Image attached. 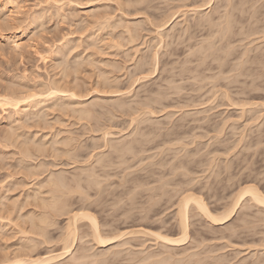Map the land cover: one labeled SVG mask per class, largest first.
Here are the masks:
<instances>
[{
  "label": "rangeland",
  "instance_id": "obj_1",
  "mask_svg": "<svg viewBox=\"0 0 264 264\" xmlns=\"http://www.w3.org/2000/svg\"><path fill=\"white\" fill-rule=\"evenodd\" d=\"M76 1L77 0H74V1L73 0L72 1L71 0H56L57 3H55V5L56 6L58 5L56 7V6H54L55 1L52 2L51 0H0V34H5L6 37L13 35V34H17L19 37L18 39L20 41H22L21 43L23 44V47H22L23 49L21 48V51L19 50V52H18V51L13 50V52H12V49L9 47L10 45L7 43L8 39H0V44L2 45V46L0 45V49H3V50H0V93L1 94L3 93V91H6L7 87H5V86L11 85L14 80H17V82L16 81H14V82H16L17 84L20 83L21 86L23 84L22 87L24 89H27V91H32L33 88H36V89L38 88L37 85H41L39 87L42 88L43 84L45 85L46 82L48 84L49 83L48 78H52L53 76L58 77L59 73H57L56 75L54 74L57 69L54 70L52 62L56 61L55 62V64H56L57 62L61 61V59H63L62 58L63 54L58 52L57 47L62 42H64L65 40H68L70 42L74 41L73 43L71 42L72 43L71 45H74L76 43V41L79 42V43L77 42L78 44H76L77 48L75 47L76 52L74 49V52L72 51V54H71V52H70V54H68L69 55L68 58H69V60H71L69 65H71L72 62L75 61L74 58H76V59L78 58L77 60H82L84 58V61H85V57L88 54V51L90 52V49H92V48H93L92 50L97 49V48H94L95 45L92 44L93 40H95V41L97 40L96 43L101 45V46L104 45V46H102V48H104V49H101V50H104V52L103 53L101 52L102 55L99 53L100 57L96 56L97 52H100V49H99V51L97 50V52L95 50L96 54L94 53V55H95L94 57H96L97 60L99 59V61L96 60L97 63L96 62L91 63V62H88V60H86L85 65L83 64V62H84L83 61L82 64L85 67L82 66V67H80V70H79V72H80L79 75L81 73L82 74L80 75L81 77L79 75L78 76L80 77L81 80L83 79V81H85L84 83H86L85 84L86 86L83 85V86H85L84 87L85 90L80 88L81 90L79 91L80 93L82 92L81 94L79 93L80 95H82L81 100L84 99V101L86 103L90 102V104H91V102L92 103L95 102L94 99L96 97V99L98 98L97 101L101 100L102 104L104 106V107L101 106L102 104H100L101 103L100 101L97 102V105L99 106V108L97 105L95 106L96 102H95V104H93V106L95 108H92L89 106V108L92 111H90L89 108H88V110L90 113H93V114H91L90 116H87V121H84V120H86V118L85 119L82 118L83 120L78 119L79 116L76 113L77 111L76 112L73 111L74 113H72V110H71L72 114L71 113L68 114V108H67L66 112L64 111L66 109H55L56 111L50 110L51 112L47 111L48 115H47V113H46V115H47V117L49 116L47 118L46 115L45 116L43 115L46 110L41 111L43 114L41 112L38 113L39 111H36L37 113L36 112L33 113V114H35V116H33L32 113L30 114L28 112H25V113L22 112V114L20 113L19 115H15V114H12L13 108L8 107L9 105H6L4 107L3 106L0 107V154L2 155V157H3V155H6V157L5 156L3 157L4 161L3 162L0 161V163L2 162L0 164V195H1L0 198L3 201L1 199L0 200L2 202L6 203V204L4 203L6 205V208H5L4 206L1 207L2 202H0V208H1L0 209V225H2V227L0 226V233H1L0 234V243L3 246L9 247V251H10L15 247V244L18 242V240H21L18 238V236L19 237L23 236V234L21 233L20 230L21 229L23 230V228H21V227H23L22 224H25V223H22L23 221L17 220V219L20 218V214L26 213L29 209H31V210L33 208L38 209L39 208L38 206L40 205L39 199H36L37 200V202L35 201L36 203L34 202L35 199L30 200L29 197H27V199H26V200H28V198H29V201H26L24 199V198H26L25 196L27 195L26 190L28 188L29 189L31 188V186H30L31 183L34 184L37 179H41L42 177H45V174L48 172L47 170H49L50 167H54L51 164H50L51 166L50 165L47 166V164H49L50 162L54 165L58 164L57 165L58 167H54V169L51 168L53 171L54 170H57V171L58 170H64L63 172L65 173V170H66L67 176L70 178V176H69L70 174L71 175L72 174L74 175L75 173L77 174L80 170H84V169L87 170V168L92 166V162L94 160L97 161L96 156L103 159V160H101L102 163H104L103 161H105L104 165L105 164L106 165L104 168L102 167L103 172L100 170L101 166H102V163H100L101 161L99 162L100 163L99 166H97L96 164L93 165V166L96 165L97 168H96V166L95 167L92 166V169L95 168V170H93V174L95 173L94 171H96V173L98 174L97 177L101 178V180L100 179L99 180H100V185L101 184L102 185L100 186L98 184V186H100V187L103 186L102 189L104 188V190L105 189L106 190L104 191L99 187L100 191H102L101 194H98V192L100 193V191L97 192L95 189L96 187H94L95 191H93V192H91L92 191L91 189H90L91 191L87 190V194L89 193L88 195H92L94 197L92 199L94 201V203H90L91 205L88 202H89V200H91L90 197H92V196H90V197L87 196L88 197L87 199H89L88 202H86V201L83 202L85 199L80 200L79 195H78L79 193L74 192V193H72L71 199H72V207L73 208L75 207V209H77L78 207H83L84 209L87 208V210H88L90 207L91 209H89L90 211L89 210L88 211L92 212V214H95L96 218H99L98 222L99 221L101 222V223L99 222L100 223V230L103 229L105 231L104 232L102 230L103 231L102 234L110 232V233H108L110 236H112V233H111L112 230L114 231L113 233L115 235L117 230L120 231V230H123V228L124 229H126V228L130 229L131 228V227H129V225H127V227H126V224H121V222L126 223L125 220L126 221L129 220V222H127V224H131L132 222H134V223L142 222L141 224H144L145 227H147L150 230H154V231H157L159 229V232H160V228H161V230L163 232H165L167 235L168 234H170L171 236H178V234L180 235V231L178 230V227H176L177 222H175V220H174V219H176V218H174L175 217L174 214L176 213V209H174V208H176V203H177L178 199L180 198L179 195L180 194L182 195V192H183L177 188L179 186H180L179 188L184 187L183 189H181V190H184L186 187L187 188L190 187V185H188V184H191L192 186L188 189L186 188V190L190 189L189 191H191V188L193 187L192 188L193 192L196 191L195 193L199 192L198 193L199 195L202 194L201 196H203L204 202L207 204V206H209L208 208L214 214L220 213V211L222 212V210L224 211V210L228 209L230 207V205L232 204V201L235 199V197H236L235 195H236L238 189L241 186H243L244 184H246L247 182L248 183L252 182V184H255L257 186V188L260 190V192L264 195V37H263L264 36V28H263L264 27V25H263V22H264V18H263L264 17V15H263V13H264V9H263L264 8V0H257V1L256 0H251V1L250 0H226L225 2L222 0H220V1L219 0H209V1H207V0H205V1H203V0L202 1L186 0L185 2L190 4V5L188 4L189 7L182 8L180 10H179V7L178 8L176 7V9H178L179 11L173 9V10H175V12H171V13H176V14H172V15H170L171 13L169 12L172 9H170L169 6H171L170 3H173V0H172V2H171V0H169L170 2L165 0L166 3H165V1L163 2V0H152V1L147 0V3L149 4L147 6H151V7L150 8L146 7V8H148V11L150 13L147 10H145V11H147V13H144L145 11L143 9L139 10L141 13L139 11H138L139 13H135V11L134 12L133 11H127L125 8H123L124 10H126V11H124L123 9H120L118 5H117L118 7L116 6V2H115L116 0H114V1L113 0H106V2L105 1L101 2L102 0H93L94 3L91 2V4L98 5V3H99L100 4L99 10L100 11L105 10V12L108 11L107 12L108 14L111 12L112 9H114V8L116 9V7L118 8L116 10L114 9L115 11L112 10L113 14H109V17L112 20L116 19L115 21H117L118 20L117 17L119 18V16L122 17V15L126 14L127 16L125 15L123 17H125L126 20H130L131 23H132V20L136 21V18L139 19L140 22H142L143 25L141 24V26H143L145 32L142 31V27L140 26V24L136 25V26L140 27V28H138V30L140 29V32H139L140 34H138V36L140 35L139 36L140 39L138 40V36H136V38L133 39L132 43H129L130 41L129 42H123V41H126V39L128 38L126 36H125L126 39H124L123 41H120L122 36H121V38H120V36L117 37V35L115 37L112 36L113 33H115V30H116V32L118 31V28L114 29V32L112 31V33H110V32H108L109 28L108 29H102V26H100L101 27V29H100L99 25H97L96 23L94 25L98 26L97 27L98 29L96 27L91 26L92 24L89 26L92 17L91 18L89 17L90 20L88 21L86 19L87 20L86 21L85 17L83 15L84 14L89 15V13L92 12L91 9L89 8V7H91L90 2L86 3V2H84L85 0H78L77 2ZM79 1L80 2L82 1V3H80ZM174 1L177 2V0H174ZM206 1L211 6L208 3L205 4ZM252 1H253V4H252ZM113 2H115V3L112 4ZM167 2L169 3V5ZM178 2H179V0H178ZM178 2H177V4H178ZM180 2H181V0H180ZM61 3H64V4H68V3L70 4L71 3L72 6L70 5V7H64L62 9H60L59 12H57V10L59 9L58 7ZM74 3H75V5L73 6ZM164 3H165V5H164ZM224 3L226 6L224 5ZM226 3H228V6ZM254 3L256 5L261 3L260 5H262L263 7L258 5L257 6L259 9V11H258V9H257L256 5H254ZM81 4H83V5H81ZM173 4H172L173 6H171V8H175V6H176L175 2ZM201 4H203V5H201ZM251 4L254 5L255 7L253 6V8H252ZM112 5H113V8H112ZM232 5H234V7ZM109 6L111 7V9L109 8ZM191 6L192 7L195 6L196 11H197V9H199L200 12L199 13L197 12L198 14L195 13L196 15L192 12L188 13L189 16H188V18L187 17L186 18L189 20V24H190L189 25L188 22H186L188 20H186L184 22L183 15L178 13V12H181V10L183 11L184 9L187 10L188 8L191 9L190 8ZM229 6H230V8H229ZM72 7H74V8L72 9ZM238 8H240V10H238ZM75 9L77 10V12L79 14L77 12H75L76 11ZM78 9H80V12ZM86 9L88 10V12H86ZM200 9H202V10H200ZM214 9H216V10H214ZM251 9H254L255 13H254V10H251ZM65 10H66V12H65ZM120 10H121V12L124 11L123 12L124 14L123 13L121 14ZM73 11L75 13H77L78 15L76 14L77 15L76 16ZM262 11H263V13H262ZM131 12L135 13L134 17H133L134 14H131ZM166 12H167V14L170 13L169 14L170 17L167 14H165ZM259 12H260V14H259ZM69 13L73 14V15H70ZM191 13H192V15L190 16ZM117 14H119V15L117 16ZM146 14L149 15V17ZM199 14L202 15L204 19ZM220 14H221L222 18L220 16ZM90 15H91V13H90ZM115 15H116V18H115ZM130 15H131V17H130ZM173 15H175V16H173ZM197 15L199 17H197ZM226 15L229 16L230 20L229 19L228 20L230 21V24H231L230 31L228 30L229 32H227V31L224 32L225 30H218V29H220V28H218V27H220V24H219L220 22L222 23V26L224 25L225 22L223 23L222 20L224 19V21H225V17L227 18ZM34 16H36V17H34ZM41 16H43V17L41 18ZM75 16L76 17L81 16V18L83 17V19H84V21H86V23L83 22L84 24L81 25L80 23H82V21H79L81 18L78 19L79 17L75 18ZM113 16H114V18H113ZM164 16H165V21H164ZM166 16H168V17L166 18ZM239 16H240V18H239ZM250 16H252V17H250ZM144 17H146L147 19L149 18L148 21L146 19V22H144L145 21ZM34 18H36L37 20L40 19L42 21V23L40 20L35 21L36 19H34ZM142 18L144 19V21L142 20ZM200 18L202 19V21L205 20V22H202L203 24H201V20H199L200 23L197 22L198 21L197 19H200ZM213 18L216 21H214ZM155 19H156V21H155ZM32 20H34V21H32ZM192 20H193V23H192ZM258 20H259V22H258ZM74 21H76L77 23ZM149 21H151V22H149ZM166 21L167 22L169 21V22L167 23ZM87 22H89V23H87ZM148 22L151 24H149ZM154 22H155V24H154ZM156 22H158V23L156 24ZM179 22H180V24H179ZM252 22H254V23H252ZM4 23H6L7 25H5ZM145 23H146V25H144ZM41 24H43V25H41ZM76 24H78V29H79V30H77V31H79L78 33H77V31L74 32V30L77 29ZM147 24H148V26H147ZM160 24H162L161 28H160V26H157V28H159V29H157L156 25H160ZM252 25H254V27ZM261 25H263V26H261ZM74 27H76V28L74 29ZM89 27H91L92 31L90 30ZM145 28H148L149 30H147V29L145 30ZM72 29H73V32H72ZM94 29H95V31H94ZM96 29L99 31H97ZM151 29L154 30V32L150 31ZM215 29H217V30H215ZM247 29H248V31H247ZM251 29L254 31H251ZM100 30L102 31V33ZM159 30L163 31L162 33L164 34V36L161 39L162 42H159L160 46H159V43L156 42L160 38V35L158 34ZM147 31L149 33L151 32L150 36H149V33H147ZM92 32H93V34H92ZM213 32H215V34ZM79 33H81V35ZM94 33H95V35H94ZM146 33H147V35H146ZM87 34H89V35H87ZM96 34H97V37H96ZM204 34H205V37H204ZM206 34L210 38H212L211 42H213V46H214V48L212 47V49H215V50L211 49V50H209V52H206L207 56H205V54L203 55V53H205V52L201 53L200 51H198L199 53L198 52H197V54L194 53V52H196L197 48L200 46L199 45V43H201L200 40L202 41V39H204L206 37H207V40H211V39H208L209 37L206 36ZM209 34H211V35H209ZM78 35L80 36V38ZM92 35L94 37H96L93 40L91 39V38H93ZM141 35L143 37H145V36H147V37L143 38ZM157 35H159V38H157L158 37ZM148 36H149V38H148ZM66 37H67V39H66ZM83 37H86V38H83ZM125 37H123V38H125ZM155 37H156V39H155ZM164 37H166V39ZM202 37H204V38H202ZM82 38H83V40H82ZM151 38L153 39V41ZM142 39H144V40H142ZM148 39H149V41H148ZM154 39H155L156 43L154 42ZM100 40H101V42L99 43ZM117 41L119 42V45L113 46L114 42H117ZM88 42L90 43V46L92 48H90L88 46V44H89ZM141 42H144V43H141ZM150 42H151V44H150ZM203 42H204V40H203ZM203 42H202V44H203ZM109 43H110V45H109ZM121 43H123L124 45ZM161 43H162V45H161ZM164 43H165V45H164ZM153 44L156 46V49H155ZM80 45L82 47H80ZM196 45H198V47ZM87 46L90 49H88ZM191 46L192 47L195 46L196 48L195 47L192 48ZM223 46H225L226 49L222 50L221 48H223ZM95 47H97V46H95ZM157 47L160 48L158 50V52H157V49H158ZM117 48L120 50V52ZM134 48H135V50L136 49L137 50L136 51L133 50ZM194 48L196 50H194ZM216 48H218V49H216ZM85 49H87V53H86ZM9 50H11V51H9ZM49 50H50V52H49ZM52 50H53V52H52ZM79 50H80V53H79ZM106 50H107L108 54L106 53ZM117 50H118V52H117ZM190 50H191V52H190ZM192 50H193V52H192ZM246 50H247V52H246ZM153 51H154V53L157 52V54H158L157 56L155 54V57H157L156 59L158 60L157 61L155 59L156 62H153V61H155V60H153V56H154ZM241 51H242V53H241ZM211 52H213V53H211ZM50 53H52V54L54 53V56L52 57V54H50ZM75 53L79 54V56L82 55V58L80 57L81 59H79V56H77V57L73 56V54H75ZM124 53H126V54H124ZM49 54L51 56H49ZM198 54H199V56H198ZM242 54H244V55H242ZM260 54H262V55H260ZM40 55L41 56L44 55L42 57L43 59L40 57ZM60 55H62V57ZM200 55L203 57L200 58ZM247 55L249 56V58L247 57ZM257 55H259L260 57ZM118 56H120L122 58V60ZM149 56L152 57V60H153L152 63L149 62V61H151L150 60L151 58H149ZM243 56L245 58L247 57V59L250 61H248L247 59H243L244 58ZM251 56H253V57H251ZM261 56H262V58H261ZM88 57H90V56H88ZM106 57L110 61H113V63L116 61L115 63H117V65H120L121 68H124V69L126 68L125 69L126 71H125L124 69H121L120 66H115L116 68L118 67L117 68L118 71H117V69L114 67L115 68V70H114L115 75H117L118 78H120L119 79L120 83H122L121 81H123V80L126 81V82L123 81L122 86L119 83L120 86L117 87L118 92L122 91L121 93L110 92V91H109V93H107L106 88L105 89H106L107 94L102 93L104 90L103 88H102L103 89L102 91L98 90L99 91L98 93H97V91L94 90V88H95L94 84L96 83L95 78L97 80L98 78L96 76H98V74H99V72L97 73V71H99V68L108 66V65H106L108 61L104 60L105 62H103V59L107 60ZM239 57L241 60L239 59ZM116 58H118V59H116ZM259 58H261V60H263V62ZM141 60H143V61H141ZM243 60H244V62H243ZM110 61L108 63H110ZM136 61H138L137 62L138 64L136 63ZM240 61L243 62L245 67L243 66V64ZM141 62H142V64H141ZM144 62H146V63H144ZM103 63L105 64V66ZM139 63H140V65H139ZM145 64H147L146 65L147 67L145 66ZM153 64H154V67L156 66L155 68L153 67ZM262 64H263V66H262ZM51 65L53 68H51ZM125 65L129 68H127ZM142 65L146 67V70H149L150 72L152 70V73L149 72L150 73L149 74L145 70L144 74L145 73H146V75L149 74V75H147L148 76L147 79H146V76L144 74H141V75H144L143 77L146 80L143 78L142 80L136 79L134 81V79L136 78L135 76H137L138 74H136V72L134 74L133 71H137L138 70L137 67L139 68ZM151 65H152V68H150ZM219 65H220V69H222V71L219 70ZM240 65H242V67ZM145 67H143V68L145 69ZM81 68H83V70ZM84 68H86V69H84ZM127 69H129V70H127ZM50 70L51 71L54 70V72L53 71L51 72ZM240 70H242V71L244 70V71L241 72ZM81 71H83V72H81ZM127 71H129V72H127ZM245 71L247 73L249 71V74L245 73ZM124 73H126V74L123 75ZM130 73H131V76L129 75ZM243 73H244V75H243ZM132 74H134L135 76ZM212 75L216 76V77L213 78V77H211ZM94 76H95V78H94ZM127 76H129V78H127ZM140 76H138L137 78H139ZM43 78H47L48 81L46 79H43ZM68 78H70V77H68ZM12 79H14V80H12ZM86 79L90 80V81L86 82ZM127 79H129V80H127ZM41 80H43V81H41ZM250 80H252L251 81L252 83H250ZM129 81H130V83L132 81H134V83H132V87H130V86L127 87L130 84ZM8 82H11V84H9ZM14 82H13V84H15ZM33 82L34 83L36 82L37 85H35ZM91 82H93V83H91ZM169 82H171V83H169ZM5 83H7V85ZM81 83H83V82H81ZM126 84H127V86H126ZM93 86H94L93 89L90 88ZM88 87H89V89H88ZM122 87H125V89ZM126 87L131 88V90L127 89ZM3 88H5V90H3ZM36 89H34V90H36ZM38 89H40V88H38ZM91 89L93 92H91ZM96 89H98V86H96ZM100 90H101V88H100ZM83 92L86 95H84ZM115 93H117V94H115ZM225 94L227 95V99H226ZM119 95H121L120 98H119ZM93 97H94V99H93ZM99 98H101V99H99ZM115 98H117L118 100L117 99L115 100ZM103 99H105L106 101H104ZM231 99H233L234 101ZM228 100L229 101L231 100V102H233V103L235 102V103L233 104L230 102L231 103L230 104ZM108 101H111V102L109 103ZM116 101L118 103H120L119 108L117 105L118 103ZM112 102L114 103V105H112L113 104ZM105 103H107V105ZM123 104H125L126 106L124 107ZM113 106H115L114 109L116 108L117 111L120 110L121 106H122V111L120 110V111H118V113L117 112L114 113L113 111H116V110L111 109ZM107 107L110 109H107ZM126 107H129V108H126ZM38 108H40V107L36 106V108L34 107V110L35 109L38 110ZM69 108H71V107H69ZM130 108L133 112L129 111ZM125 109H127V110H125ZM11 110H12V112H11ZM39 110H41V108ZM99 110L101 112H99ZM106 110H107V112L105 113ZM108 110H110L109 113H111L112 117L111 116L109 117L110 114L108 113ZM123 110H125V111H123ZM96 111H98V113ZM126 111H129V112H126ZM95 112H96V115H94ZM144 112H145V114H144ZM58 113H59V115H58ZM62 113L64 114L63 116L60 115ZM65 113H67L68 115ZM129 113L132 114L131 115L132 117L130 116ZM23 114H25V117L28 116V119L25 118ZM52 114H54V116ZM106 114H108V115H106ZM57 115L60 116L61 118L58 119ZM65 115H66V117H65ZM72 115H73V117H72ZM97 115L99 117H97ZM143 115H145L146 117ZM30 116H33V117H30ZM40 116L46 117L47 119L45 118V121L48 119H50V120L52 119L51 121H54L55 118H57V120H59V121H57V120L56 121L60 122V124L59 123H57V124L62 125L63 127L67 126V124H68V126H69L68 128H70V129H68V134H69V132H72V134H74L73 137L74 138L77 137L76 139H73V142H74V140H76V142H74L76 147H73L74 151L75 152L78 151L77 145H79V146L81 145L80 150H79L80 152L78 151L76 154L73 151V149H71L73 151V153H75V154H73L71 152V150L69 151V154L74 155L75 158H73V156L71 157V155H68V157H66L67 154H65V156L62 154V155L56 156V158L61 156V157H65L66 159L61 158L60 160H59V158H57V159L55 158L56 160H54V158L52 156H47V158L44 156L42 158L43 155L42 156L38 155L39 157L37 158V155L34 154L27 159L29 161L28 163L35 164L36 162H39V160H40V162L43 161V163L46 164L43 166L44 167L46 166L45 168H47V170H46L47 172H45V174H44L43 172L45 171V168L42 167L44 171H42V169H41L40 172H42V173H40L38 175V177L34 176L35 179L34 178L32 179L33 176L32 177L28 176L29 177L28 178L26 176V174H25V176H26V178H25L24 170H26V169H23L21 166V168H22V170H21V168L18 167V165L20 166V164H17V161L14 160V159L18 158L17 157L18 153L16 154L17 151L13 152L17 149L15 147H14L15 149L13 147L11 148L10 145H6V143L2 137L3 136V129L4 130L6 129V126H7L6 123L7 124L8 123L19 124V123H17L16 120H19V122H21V126H23V125L25 126L27 123H30V122L33 123L39 119L41 122L38 120L40 122L38 129H36L37 128L36 126H38L39 122H36L37 125H36V123L35 124L33 123L34 126L28 124V125H30V127L28 126L25 128H27V129L30 128V129H28L29 131L27 134H30V136H31V134L32 135L36 134L35 138L36 137H38L39 139L42 138L41 141L46 142L47 140H49L50 136L53 135L52 133L54 131H55L54 133H56L60 127L57 124H55V125L53 124L56 121H54L53 123L52 122L50 123V120H48L49 122L43 123L44 127L48 123H50L54 126V128H52V132L50 131V129L47 130V128L49 126H51L48 124L49 126L47 125L46 126L47 128L45 127L47 131L43 130L44 127L41 124L43 118L41 119ZM76 116L78 118H76ZM135 116L138 119L136 118V120H135ZM147 116H148V118H147ZM34 117L35 118L37 117L38 119H35ZM69 117H72V118H69ZM90 117L94 118L96 121L100 118L99 119L100 121L98 120L96 123L102 122L104 124L98 123V125H97L95 123L94 119L91 118L94 121L89 119ZM95 117H97V119ZM140 117H141V119H140ZM144 117L147 119H145ZM30 118H34L35 120H32ZM66 118H67V120H65ZM21 119H22V121H24L26 119L24 122H26L27 120H28V122H26L22 125ZM60 119H62V120L64 119L66 122L68 121V123L63 122L64 120L60 121ZM74 119L76 122L74 121ZM77 119L79 121H82V122H77L78 121ZM70 121L72 122V124H73V122L78 123V124H76V126H75V124L72 125L70 123ZM108 125H109V127H107ZM31 126H33L34 130L31 129L32 128ZM41 126H42V128H40ZM71 126H74V128ZM82 126H83V128H82ZM55 127L57 128V130ZM73 129H75V130H73ZM81 129L83 132L81 131ZM69 130H71V131H69ZM33 131H35L36 133ZM39 131H41V132H39ZM1 132H2V134H1ZM46 133L48 134L49 137L47 136ZM27 134H26V136H27ZM80 134L82 136H80ZM69 135H71V133ZM94 137H97V139ZM45 138H46V141L45 140L43 141V139H45ZM38 141L41 142L40 140H38ZM48 142H51V140ZM125 142H127V143H125ZM120 143H121V145L129 144V143L132 144V145L130 144L132 147L130 145L129 146L123 145V147H126V148L131 147V149H132V151H131V149L129 150L130 152H127V153L125 152L124 155H122L124 150L120 151L121 152L120 155H122L123 158H120L121 156L118 157L119 152H117L118 154L116 153V151L121 149V148H119L121 146ZM49 144H47V145H49ZM72 144L70 145L71 147L75 146L74 144L73 145ZM133 146H134V148H133ZM101 153H102L103 157L100 155ZM48 157H52L53 159L48 158ZM76 158H77V160H76ZM46 159H48L49 161ZM67 159H71V160H67ZM53 160L56 162L53 163ZM63 161H64V163H63ZM46 162H48V163H46ZM72 162H73V164H72ZM74 162H76V163H74ZM67 163L68 164L70 163V164L68 165ZM179 163H181V164H179ZM59 165H61V166L65 165V166L61 167ZM88 165H89V167H88ZM176 165H178L179 168ZM80 166L84 169H82ZM171 166H174L173 170H174V168H176V169L178 168L179 170L182 169V171L181 170L178 171V169H177V171L173 172L171 170V168H172ZM169 168H170L171 172L170 171L167 172V170ZM69 169L74 170V171L72 172ZM89 169H91V168H89ZM88 170L86 171L87 173H88ZM188 170L190 173H188ZM81 172L82 171H80V173H78L79 174L78 178L82 176L80 178L82 180H80L81 182H79V181L78 182L80 183V185H82L81 189L83 190V192H84V190L86 192V188H89V187L85 188L82 183H84V185H85V181H86L85 177H86V179L89 177L87 174H85L87 176L84 175V173H86V172H84V173H81ZM105 172L107 173L106 175H105ZM176 172H177V174H176ZM178 172H179V174H178ZM180 172H181V174H180ZM157 173H159V174H157ZM171 173L173 175H171ZM174 173H175V176H174ZM186 173H188V174H186ZM27 175H29V174H27ZM186 175H188V176H186ZM65 176H66V174H65ZM76 176H74V179ZM89 176L91 177V175H89ZM133 176L135 179L133 178ZM161 176L164 179L168 178V176H169V179L171 181H169L168 184L166 183L167 186L163 185V183H162L163 181H161V179H160ZM172 176H174V177H172ZM180 176H181V179H180ZM189 176H191V177H189ZM93 177L96 178V176H94V175H93ZM71 178H72V176H71ZM83 178L85 181H83ZM104 178H105V181H107V183L106 182L104 183ZM172 178H174V179L172 180ZM184 178H186V179H184ZM188 178H189V180H188ZM190 178H192L191 179L192 181H190ZM70 179H68V180H70ZM125 179H126V181H125ZM129 180H132L131 184H130ZM142 180H144V182ZM146 180L148 182L147 184L150 183L151 186H153L154 184H155L154 185L155 187L163 185L164 189L166 191L164 194H160L162 189L158 191L157 194L160 195V197L158 196V199L160 202H158L159 204L156 203L157 204L156 206L154 205L155 203L152 202V200L154 201L155 197H157V195H155V196L153 195L152 197H154V199H152V197H151L152 200L150 199L151 201L149 202L148 195L150 193H149V191H147L148 190L147 188H149V187H147L148 185L146 184ZM174 180L178 181L176 183L177 187H176L175 183L174 184L172 183V182H174ZM21 181L22 182L24 181V182L22 183ZM102 181H103V183H101ZM139 181L143 182L142 183L143 186L147 185L146 186L147 190L144 189L145 187L143 188V186L141 184L140 185L143 188L142 189L143 191H141V189H137V186H133V185H139V183H138ZM179 181H180V184L178 185ZM9 182H10V184H9ZM26 182H28L30 185ZM70 182L72 183V180H70ZM74 182L76 183V180H74L73 183ZM134 182H136V183H134ZM167 182H168V179H167ZM185 182H187V184ZM192 182L194 183L195 186L193 185ZM112 183L115 186L114 185L112 186ZM152 183H154V184H152ZM156 183H158V184H156ZM35 184H34V186L33 185L32 186L37 187V185H38L37 181ZM105 184L108 188L105 187ZM119 184L123 186V187L121 186V192L119 191L120 190ZM125 184H129V185H125ZM170 184L175 185V186L168 187V185H170ZM13 185H14V187H13ZM108 185L109 186L111 185L113 188L110 187L111 188L110 189ZM117 185H119V186H117ZM131 185L137 189L136 194L137 193L141 194V192H144V190H146L147 192L145 191L142 194V196L139 195L141 197H139L137 195L140 199L137 198L138 200H136L135 198L137 196L134 193L135 188L132 189ZM11 186H12V189L10 190L9 188ZM201 186H204V187H201ZM125 187H127V189ZM129 187H130V190H132V192L134 191L133 193L135 196L131 195V196H134V199H135L134 203H133L134 205L137 204L138 201H140L141 203L143 202V204H144L143 200L146 199V196H143V195H147L146 193H148V195H147L148 200H147V202L145 200V203L148 204L149 214L151 212L150 217H148L149 220L151 221V223L148 222L149 220L147 218L145 219V222L144 221H137L139 219H137L136 221H131L130 218L129 219H123V220H122V218L119 219L120 216L125 218L124 215L122 216L120 214V216L118 215V218H117V215H114L117 213L116 209H118L116 205H118V207L121 206L120 208H122V209L125 207H128L130 205L127 202H129L133 199V198H131V196L129 197V198H131V200L127 199L126 200L127 202L125 203L126 194L131 193V191L129 190ZM155 187L152 189L153 191L151 190L152 187H150L149 188L150 192L152 191V192L156 193V191H154ZM174 187L176 188V190ZM197 187L198 188L200 187V189H197ZM122 188L125 190H123ZM97 189H98V187H97ZM158 189L159 188H157V190ZM5 190H7V191L5 192ZM108 191H111L112 195H110L111 193L110 192L108 193ZM27 192L29 193L30 191H27ZM85 192H84V194H86ZM94 192L100 198H98V196L96 194H94ZM118 192H119V194H118ZM125 192H126V194H124ZM120 193H122L123 195ZM234 193H235V195H234ZM3 194H5V195L2 196ZM42 194H40V196H47L48 195L47 193H42ZM106 194H109L110 197H106ZM104 195H105V197H104ZM115 195H117L119 197H117ZM129 195H127V196H129ZM120 196H121V198L123 196L124 199L122 198L123 199L122 200L120 198ZM162 196H163V198H162ZM2 197L3 198L6 197L7 200H6V198L3 199ZM248 197H249L248 195H244L241 198V200L239 201L240 205L238 204L239 207L237 206L238 209L236 208V210H235L236 213L234 212V214L231 215V217H229L230 219H228V221H225L223 223L217 222V224L216 223L213 224V222H211V221H209V219H206L205 217L201 216V214L194 215L195 213H198L197 212L198 210L195 207H191V205H190V208H188V212L191 209L192 210L189 212V214L188 213L187 214L190 215V217L188 216V219H190V221H192L194 223V225H193V223L191 224V222L188 220V223L190 225H188L189 228L187 230V237L185 238V241L181 245L174 246V250L173 251L171 250L173 253L169 252V250L171 248L170 249L166 248V250L168 249L166 251L165 246L163 248L162 247L163 245H161L160 243H158V242H157V244L154 243V242H156V240L150 236L141 237V235H138V236L136 235V237L133 236L131 238L132 239L131 240L130 237H131V235H134V234H131V235L127 234L130 236H127L125 234L126 237L124 235V237L121 236L122 238H120V236H118L121 239V241L123 240V243H124V238H125V241H127V243L125 242L126 244L119 243L120 239L118 237H116V239H118V240H116V239H114L113 241L111 240V242L104 244L102 247L93 243V241H91L92 244L88 243V242H90L89 240L91 239L90 236L88 235V233H89L88 231L90 230V228L88 227L89 224H87L88 222H85V219H84V221H83V219L82 220L79 219L76 222V225H77V229H78V234H79V236H82V237L77 240V244H76L77 247L75 248L77 250H76V252L74 251V253L76 255H78L77 253L81 251L80 253H83L84 255H86V257L83 258L84 260H82L85 262V264H97L98 261L96 259H98V258H99L98 264H102V263L103 264H105V263L111 264L112 261H113L112 262L113 264H127V263L132 264V262L134 263V261L130 262L131 260H126V259H132V258H134L135 261L136 260L138 261V262L136 261L135 264H138L139 262H140V264H142V262L144 261L142 259L145 256H149V255L151 257L152 252H153L152 255L155 257L152 256V258L150 260L155 259L157 257L156 255H158V256L161 255V257L163 255L165 256V254L167 255L166 252H169L170 254H172L171 257H172L173 261L174 260L178 261V259H179L178 256L182 255L184 258H183V261H181L182 256L180 257V261H178V262H180L179 264H196V263L197 264H206V263L208 264V262H209V264H210V262H211V264L212 263L213 264H264V207L262 205L257 206L258 204H254L255 202L252 200H251L252 202L250 200L246 201V200H248ZM114 198H117V199L115 200ZM160 198H162V199H160ZM102 199H104V200H102ZM118 199H120L122 201H119ZM92 200L90 202H92ZM99 200H102L103 203L100 202ZM165 200H166V203H165ZM16 201H21V202H16ZM24 201L27 203L29 202L28 203L29 207H28V204L26 205ZM31 201H32V203L35 204V206H37V205L38 206L34 207V205H33L32 206L33 208H32L31 203H30ZM95 201H98V205L96 206V208H94L95 205L97 204ZM105 201L106 202L108 201L107 204ZM109 201H111V202L114 201L115 205H113L114 202H112V204H111V202H109ZM123 201H124L123 205L125 206V204H126L125 207H122L123 205L121 203H123ZM162 201H164V202H162ZM22 202H24L23 204H25L26 206L21 204ZM99 202L102 203L101 204L102 207L100 206ZM116 202H118V203L116 204ZM119 202H120V204H119ZM140 202H139V204H137L136 207L142 206V208H140V207H138V208L143 209L144 208L143 206L147 205V204L143 205ZM151 202L154 204H152ZM244 202H246L247 204H245ZM7 203L9 205H7ZM86 203L89 204L90 206H88ZM108 203H109V205H108ZM150 203H151V206H153V205L155 206V207L153 206L154 209L151 207L152 211L150 210ZM252 203H253V205H252ZM103 204H106V205L104 206ZM166 204H167V206H169V205H172V206L168 207V209L166 210V208H167ZM11 205L13 207H10ZM20 205L21 206L23 205L24 209ZM92 205H94V206H92ZM112 205L114 207H116V209H114L116 211H114L112 209L113 208ZM134 205H132V206H134ZM161 205H164L166 207L161 206ZM248 205H250V206L252 205V207H248ZM103 206H104V209H103ZM192 206H194V205L192 204ZM18 207L19 208L21 207L23 210H25V212L22 210V213L17 214L18 211H21V208L19 209ZM246 207H248V208H246ZM3 208H5V209H3ZM9 208H10V210L13 208L14 212L12 210L9 211ZM26 208H28V209H26ZM100 208L102 209V212H101V210H99ZM138 208H133L132 211H134L133 212L134 214L131 216V218H134L135 216H137L136 209H138ZM156 208H157V210H155ZM122 209H120V210H122ZM91 210H93V211H91ZM98 210L100 211V213H98L99 212ZM110 210H112L113 212H116V213L112 212L113 217L111 214H109ZM160 210H161V212H160ZM94 211L97 213H95ZM103 211H105V215L109 214V217H108V215L106 216L108 218H105ZM106 211H107V213H106ZM162 211H163V213H162ZM164 211H166V212H164ZM193 211H194V213H193ZM8 212H10L11 215ZM12 212L14 214H12ZM157 212H158V214H157ZM160 213H162L163 216ZM13 215L14 216L16 215V216L14 217ZM24 215H26V214H24ZM24 215H23V217H24ZM153 215L154 216L156 215L155 217H157V219H159V220H156V218H154ZM160 215H161V217H160ZM6 216L7 217L10 216V218H12V219H10V218L8 219V218H6ZM110 216H111V218H110ZM115 216H116V219H115ZM171 216H173V217H171ZM23 217L21 216V218H23ZM162 217H164V218H162ZM57 218H56L57 221L55 222V224L50 226V228L48 227L49 228L48 231L50 232V233H47L48 238L50 239L51 236H52V238H54V239L50 240V243L49 242L43 243L42 239L39 236L32 235L35 239H37L36 241L38 242V245H37L38 249L36 248L37 252L35 251L36 253L46 254L50 249H51V251H53V250L56 251L60 247V243H57L55 241L56 240L55 238L60 235L61 230H62L61 228L66 222V217L63 215V216H60ZM103 218H104V220L106 219L107 222H105L103 220ZM152 218H154L158 223H160L159 222L160 220L163 221V219H164L165 220L164 223L167 222V224H163V222H162L159 225H162V224L163 225L159 226L158 223L157 224L155 223L156 221H154V219L152 220ZM146 220H147V222H146ZM170 220H171V222H170ZM172 220H174V221H172ZM20 221H21V223H20ZM152 221H154V222H152ZM15 222H17V224ZM112 222H114V223L116 222L114 226H113L114 223L112 224ZM118 224H121V225L119 226ZM4 225H6V226L3 227ZM105 225H107L108 227L107 226L103 227ZM111 225L115 229L117 227L119 229L117 228V230L115 231L114 228H112L111 231H108V228H109V226L111 227ZM191 225H193V227ZM25 226L26 225H24V228H25ZM59 227H60V231H59ZM1 228H2V230H1ZM110 229L111 228H109V230ZM18 230H19V232H17ZM19 233H20V235H19ZM84 233H85V235H84ZM28 236L31 237V234H28ZM85 236H87V237L85 238ZM127 237H129V238H127ZM139 237H140V239H139ZM86 240H88V241H86ZM132 241H134V242L132 243ZM116 242H118L119 245ZM113 243L114 244L116 243L115 246L112 245ZM131 243H132V245L136 246V248L132 245H127V244H131ZM57 244L59 246H57ZM91 245H92V247H91ZM116 245L117 246L124 245V246L117 247ZM138 245H139V248H138ZM140 245H141V247H140ZM158 245H161V246H158ZM89 246L91 247V249L95 248L96 250L95 249L90 250ZM109 246L111 249L109 248ZM155 246L156 247L158 246V247L156 248ZM195 246H198V248L197 247L195 248ZM107 247L111 250V252L107 251V250H109ZM125 247L127 248V250ZM131 248H134V249H131ZM140 248H143V250ZM101 249H103V250H101ZM145 249H149V250H145ZM150 249H151V251H150ZM176 249H178V250L176 252H174ZM191 249L192 250L196 249V252L194 250H193L194 252H192ZM89 250L92 251V254ZM100 250H101V257H102V255H104L103 257H106V258L102 257V259H101L99 257ZM113 250H114V252H113ZM182 250H186V252L184 251L186 254L184 252H181ZM86 251H88V252H86ZM93 251L95 253H93ZM143 251L144 252L146 251V253H149V252L150 253H149V255H145L146 253H144ZM158 251H159V253H158ZM187 251L190 252L191 254L196 253L197 255L192 256L190 254V256H189V253H187ZM106 252H107V254L108 253L109 254L107 255ZM112 252L113 253L118 252L119 254L118 253L114 254V255H118L117 256L118 258L113 256ZM132 252H134V253H132ZM135 252H137L138 254L136 253V255H134ZM89 253L91 255H94L96 259L92 256L89 257V255H90ZM125 253L131 255V258H130V256H126V257L121 256L123 254L125 255ZM95 254L98 256H96ZM142 254H144L145 256ZM198 254H201L200 255L201 258ZM219 254H221L222 257ZM215 255H217V256H215ZM108 256L111 257V259ZM112 256L115 258H112ZM142 256H144V257H142ZM176 256L178 257V259ZM187 256L192 257V258L190 260H188L189 258H187ZM194 256L195 257L199 256V258H195ZM127 257H129V258H127ZM138 257H141L142 259L138 258ZM161 257H159V258L157 257L156 259H160ZM169 257H170V255H169ZM169 257H168V259L171 260V258H169ZM90 258H91V261H92V259L93 260L95 259L96 262H93V261H92L93 263L90 262ZM124 258H126V259H124ZM147 258H148V261H150L149 257H145L146 260H147ZM193 258H194V260H193ZM100 259L102 261H103V259H106V260H105V262H101ZM138 259H140V261ZM184 259H185V261H184ZM195 259H196V261H198L197 259H201L202 261L200 260V262L198 263V262H195ZM108 260H109V263H107ZM172 260H171V262H173ZM187 260L189 262H187ZM214 260H215V262H214ZM70 261H72V260H70L69 258L68 259L63 258L61 260H58L57 264H59V263L60 264L72 263ZM82 261L80 262L81 264H82ZM167 261H169V260H167ZM165 263H167V262H165ZM72 264H74V263H72ZM143 264H145V262H143ZM148 264H159V260L156 261L155 263H154V261H152V263L148 262Z\"/></svg>",
  "mask_w": 264,
  "mask_h": 264
},
{
  "label": "bare ground",
  "instance_id": "obj_2",
  "mask_svg": "<svg viewBox=\"0 0 264 264\" xmlns=\"http://www.w3.org/2000/svg\"><path fill=\"white\" fill-rule=\"evenodd\" d=\"M52 2H54V6H56L55 5V3H57L56 2V0H51ZM72 1V0H71ZM74 1V0H73ZM78 1V0H77ZM76 1V2H77ZM103 1H105L106 2V0H102L101 2H103ZM114 1V0H113ZM152 1V0H151ZM150 1V2H151ZM165 0H163V2H164ZM166 1H169V0H166ZM166 1H165V3H166ZM186 0H181V2H180V0H179V2H178V0H177V2H178V4H177V2L176 1H174L173 0V3L175 2V4H176V6H175V8H171V6H173L174 4L173 3H170L171 4V6H169L170 7V9H172L171 11H169L168 9V11L171 13V12H175V10H178V9H176V7L178 8L179 7V10L180 9H182V8H186V7H189V3H187V2H185ZM199 1H202V0H199ZM203 1H205V0H203ZM207 1H209V0H207ZM205 2V4H207L208 2ZM220 1V0H219ZM222 1H226V0H222ZM251 1V0H250ZM257 1V0H256ZM75 2V3H76ZM80 2V1H79ZM84 2H86V3H88V2H90V4H91V2H93V0H85ZM83 2V3H84ZM110 2V1H109ZM112 2V1H111ZM116 2V6L118 5L119 6V8L120 9H123V8H125L127 11H135V13H139L140 11L139 10H141V9H143L144 11L145 10H147L148 11V8H150L151 6H147V5H149L148 3H147V0H116L115 1ZM115 2H113L112 4H114ZM170 2V1H169ZM171 2H172V0H171ZM75 3L73 4V6L75 5ZM80 3H82V1L80 2ZM85 3V4H86ZM94 3V2H93ZM108 3V2H107ZM147 3V4H146ZM165 3H164V5H165ZM168 3V2H167ZM199 3V2H198ZM203 3V2H202ZM79 4V3H78ZM111 4V3H110ZM173 4V5H172ZM189 4V5H188ZM204 4V3H203ZM203 4H201V5H203ZM204 4V5H205ZM209 4V3H208ZM227 4V6H228V3H226ZM250 4V3H249ZM252 4H253V1H252ZM251 4V5H252ZM261 4V3H260ZM260 4H258V5H260ZM70 5H71V3L69 4H64V3H61L60 5H59V9L57 10V12H59V10L60 9H62V8H64V7H70ZM81 5H83V4H81ZM102 5V4H101ZM108 5V4H107ZM168 5H169V3H168ZM200 5V4H199ZM210 5V4H209ZM224 5H225V3H224ZM254 5H256L255 3H254ZM254 5H252L251 7L253 8V6ZM258 5H256V7L258 6ZM58 6V5H57ZM56 6V7H57ZM72 6V5H71ZM117 6V7H118ZM211 6V5H210ZM226 6V5H225ZM233 7H234V5H232ZM240 6V5H239ZM260 6H262V5H260ZM116 7V9H118ZM146 7H148V8H146ZM155 7V6H154ZM219 7V6H218ZM255 7V6H254ZM263 7V6H262ZM74 7H72V9H73ZM90 9H91V11L92 12H90L91 13V15H90V13H89V15L88 14H84L83 16L85 17V20L87 19L88 21L90 20L89 19V17L91 18V21H90V24H89V26L91 25V26H93V27H98V26H95L94 24L96 23L97 25H99V28L101 29V27L100 26H102V29H108L109 28V31L108 32H110V33H112V31L114 32V29H117L118 28V31L116 32V30H115V33H113V37H115L116 35H117V37L118 36H120V38H121V36H122V38L123 37H128L127 39H126V37L125 38H121V40L120 41H123L124 39H126V41H123V42H129V43H132L133 42V39H135L136 38V36H138V34H140L139 32H140V29L138 30V28H140V27H138V26H136V25H138V24H140V26H141V24H142V22H140V20L139 19H137L136 18V21L134 20H132V23H131V21L130 20H126V18L125 17H123V16H125V15H122V17L121 16H119V18L117 17V21H115L116 19H114V20H112L110 17H109V14H113V12H112V10L113 11H115L114 9H112L111 10V12L108 14L107 12H105V10L104 11H100L99 10V8H100V4L98 3V5H96V4H91V7H89ZM88 8V9H89ZM109 8L111 9V7L109 6ZM112 8H113V5H112ZM146 8V9H145ZM191 9H187V10H181V12H178V13H180V14H182L183 15V17H184V22L186 21V20H188L187 18H188V13L189 12H192V13H199L200 11H199V9H197V11H196V7L195 6H191L190 7ZM217 8V7H216ZM226 8V7H225ZM229 8H230V6H229ZM89 9V10H90ZM109 9V10H110ZM173 9H175V10H173ZM208 9V8H207ZM218 9V8H217ZM255 9V8H254ZM254 9H251V10H254ZM257 9H258V7H257ZM264 9V8H263ZM76 10V9H75ZM79 10V12H80V9H78ZM124 10V9H123ZM126 10H124V11H126ZM178 10V11H179ZM200 10H202V9H200ZM204 10V9H203ZM214 10H216V9H214ZM229 10V9H228ZM234 10V9H233ZM238 10H240V8H238ZM250 10V9H249ZM118 11V10H117ZM123 11V12H124ZM139 11V12H138ZM147 11H145L144 13H147ZM218 11V10H217ZM225 11V10H224ZM258 11H259V9H258ZM61 12V11H60ZM65 12H66V10H65ZM74 12V11H73ZM75 12H77V10L75 11ZM74 12V13H75ZM82 12V11H81ZM86 12H88V10L86 9ZM120 12H121V10H120ZM123 12H121V14L123 13ZM133 12H131V14H134L133 15V17L135 16V13H133ZM143 12V11H142ZM149 12V11H148ZM177 12V11H176ZM202 12V11H201ZM209 12V11H208ZM253 12V11H252ZM251 12V13H252ZM257 12V11H256ZM71 13V12H70ZM69 13V14H70ZM78 13V12H77ZM77 13H75V15L77 14ZM85 13V12H84ZM141 13V12H140ZM150 13V12H149ZM169 13V14H170ZM177 13V14H178ZM192 13L190 14V16L192 15ZM197 13V14H198ZM223 13V12H222ZM240 13V12H239ZM250 13V12H249ZM254 13H255V10H254ZM262 13H263V11H262ZM57 14V13H56ZM59 14V13H58ZM61 14V13H60ZM63 14V13H62ZM79 14V13H78ZM77 14V15H78ZM120 14V15H121ZM124 14V13H123ZM165 14H167V12L165 13ZM164 14V15H165ZM169 14H167L169 17H170V15H172V14H176V13H171L170 15ZM193 14V15H194ZM224 14V13H223ZM226 14V13H225ZM257 14V13H256ZM255 14V15H256ZM259 14H260V12H259ZM70 15H73V14H70ZM69 15V16H70ZM76 15V16H77ZM82 15V14H81ZM119 14H117V16H118ZM147 15V14H146ZM181 15V16H182ZM185 15V16H184ZM196 15V14H195ZM200 15V14H199ZM240 15V14H239ZM254 15V16H255ZM263 15H264V13H263ZM58 16V15H57ZM75 16V18H78V17H76ZM112 16V15H111ZM127 16V15H126ZM148 17H149V15H147ZM168 16H166V18L168 17ZM173 16H175V15H173ZM172 16V17H173ZM202 18H203V16L202 15H200ZM219 16V15H218ZM220 16H221V14H220ZM219 16V17H220ZM227 16V15H226ZM241 16V15H240ZM240 16H239V18H240ZM253 16V15H252ZM252 16H250V17H252ZM34 17H36V16H34ZM43 16H41V18H42ZM130 17H131V15H130ZM171 17V18H172ZM187 17V18H186ZM197 17H199L198 15H197ZM249 17V18H250ZM261 17V16H260ZM33 18V17H32ZM81 18V16L78 18V19H80ZM113 18H114V16H113ZM115 18H116V15H115ZM125 18V19H124ZM145 18V21H144V19L142 18V20L144 21V22H146V17H144ZM191 18V17H190ZM217 18V17H216ZM221 18H222V16H221ZM254 18V17H253ZM258 18V17H257ZM264 18V17H263ZM34 19H36V18H34ZM83 19V17L79 20V21H82V23H80L81 25H83L84 23L83 22H85L86 23V21H84V19ZM149 19V18H148ZM148 19H147V21H148ZM169 19V18H168ZM167 19V20H168ZM196 19V18H195ZM204 19V18H203ZM206 19V18H205ZM220 19V18H219ZM227 19V20H226ZM229 19V16H227V18L225 17V21H224V19L222 20V22L224 23V25L222 26V23L220 22L219 24H220V27H218V28H220V29H218V30H225L224 32H229L230 31V26H231V24H230V19ZM259 19V18H258ZM38 20H40V19H38ZM37 19L35 20V21H38ZM139 20V21H138ZM170 20V19H169ZM194 20V19H193ZM193 20H192V23H193ZM198 21L197 22H199L200 23V21L199 20H201V24H203L202 22H205V20L204 21H202V19L200 18V19H197ZM213 20H214V18H213ZM32 21H34V20H32ZM41 21V20H40ZM39 21V22H40ZM77 21V20H76ZM76 21H74V22H76ZM138 21V22H137ZM155 21H156V19H155ZM164 21H165V16H164ZM214 21H216V20H214ZM253 21V20H252ZM262 21V20H261ZM6 22V21H5ZM92 22V23H91ZM134 22V23H133ZM136 22V23H135ZM149 22H151V21H149ZM148 22V23H149ZM167 22V21H166ZM169 22V21H168ZM167 22V23H168ZM175 22V21H174ZM173 22V23H174ZM186 22H188V24H189V20L188 21H186ZM191 22V21H190ZM255 22V21H254ZM254 22H252V23H254ZM258 22H259V20H258ZM41 23H42V21H41ZM77 23V22H76ZM87 23H89V22H87ZM131 23V24H130ZM158 22H156V24H157ZM182 23V22H181ZM251 23V24H252ZM5 25H7L6 23H4ZM75 24V23H74ZM79 24V25H80ZM149 24H151V23H149ZM154 24H155V22H154ZM175 24V23H174ZM173 24V25H174ZM179 24H180V22H179ZM197 24V23H196ZM205 24V23H204ZM209 24V23H208ZM218 24V25H219ZM229 24V25H228ZM250 24V25H251ZM41 25H43V24H41ZM77 25V29H75L76 27H74V32L75 31H77V30H79L78 29V24H76ZM134 25V26H133ZM143 25V24H142ZM144 25H146V23L144 24ZM190 25V24H189ZM263 25H264V22H263ZM263 25H261V26H263ZM72 26V25H71ZM147 26H148V24H147ZM157 26H160V28H161V26H162V24H160V25H156V28H157ZM172 26V25H171ZM185 26V25H184ZM201 26V25H200ZM204 26V25H203ZM206 26V25H205ZM208 26V25H207ZM253 27H254V25H252ZM142 27V31H144V28H143V26H141ZM174 27V26H173ZM183 27V26H182ZM197 27V26H196ZM210 27V26H209ZM216 27V26H215ZM242 27V26H241ZM251 27V26H250ZM257 27V26H256ZM255 27V28H256ZM90 28V30H91V27H89ZM217 28V27H216ZM249 28V27H248ZM264 28V27H263ZM17 29V28H16ZM98 29V28H97ZM96 29V30H97ZM149 30L148 28H145V30ZM157 29H159V28H157ZM173 29V28H172ZM254 29V28H253ZM257 29V28H256ZM162 30V29H161ZM208 30V29H207ZM210 30V29H209ZM215 30H217V29H215ZM229 30V31H228ZM255 30V29H254ZM254 30H252L251 29V31H254ZM16 31V30H15ZM18 31V30H17ZM88 31V30H87ZM92 31V30H91ZM94 31H95V29H94ZM97 31H99V30H97ZM101 31V30H100ZM104 31V30H103ZM150 31H153L154 32V30H150ZM214 31V30H213ZM237 31V30H236ZM247 31H248V29H247ZM259 31V30H258ZM71 32V31H70ZM72 32H73V29H72ZM79 31H77V33H78ZM90 32V31H89ZM145 32V31H144ZM143 32V33H144ZM152 32V33H153ZM163 31H158V34L160 35V38H159V35H157L158 37L157 38H159V40L158 41H156V42H162L161 41V39H162V37L164 36V34L162 33ZM208 32V31H207ZM217 32V31H216ZM243 32V31H242ZM86 33V32H85ZM98 33V32H97ZM101 33H102V31H101ZM100 33V34H101ZM147 33H149L148 31H147ZM147 33H146V35H147ZM151 33V32H150ZM150 33H149V36H150ZM214 34H215V32H213ZM252 33V32H251ZM80 35H81V33H79ZM92 34H93V32H92ZM208 34V33H207ZM206 34V36H208ZM218 34V33H217ZM227 34V33H226ZM87 35H89V34H87ZM91 35V34H90ZM94 35H95V33H94ZM156 35V34H155ZM209 35H211V34H209ZM79 36V35H78ZM93 36V35H92ZM91 36V37H92ZM140 36V35H139ZM139 36H138V40L140 39L139 38ZM142 36V35H141ZM149 36H148V38H149ZM213 36V35H212ZM218 36V35H217ZM96 37H97V34H96ZM96 37H94L93 36V38H91L92 40L94 39V38H96ZM101 37V36H100ZM99 37V38H100ZM143 37V36H142ZM145 37H147V36H145ZM145 37H143V38H145ZM152 37V36H151ZM204 37H205V34H204ZM204 37H202V38H204ZM209 37V36H208ZM216 37V36H215ZM264 37V36H263ZM19 37H18V35L17 34H13V35H10V36H7L6 37V35L5 34H0V39H8V41H7V43L10 45L9 47L12 49V52H13V50L14 51H18L19 52V50L21 51V48L23 47V44L21 43L22 41H20L19 39H18ZM63 38V37H62ZM61 38V39H62ZM65 38V37H64ZM79 38H80V36H79ZM83 38H86V37H83ZM83 38H82V40H83ZM165 39H166V37H164ZM219 38V37H218ZM66 39H67V37H66ZM70 39V38H69ZM152 39V38H151ZM155 39H156V37H155ZM155 39H154V42H155ZM208 39H211V40H207V37L206 38H204V39H202V41L200 40V42L201 43H199V47H198V45H196L198 48H197V50L195 49L196 47L195 46H193V47H195L194 48V50H196V52H194V53H196L197 54V52L198 51H200L201 53H203V52H205V53H203V55L205 54V56H207L206 55V52H209V50H211L212 49V47L214 48V46H213V42H211L212 41V38H208ZM220 39V38H219ZM60 40V39H59ZM63 40V39H62ZM74 40V39H73ZM78 40V39H77ZM137 40V39H136ZM142 40H144V39H142ZM147 40V39H146ZM203 40H204V42H203ZM255 40V39H254ZM76 41V40H75ZM86 41V40H85ZM97 41V40H96ZM96 41L95 40H93V45H95V46H97V47H95L94 46V48H97V49H95L96 50V52H97V50L99 51V49H100V52H97V54L95 53V50H92L93 48L90 46V43L88 44V46L90 47V48H92V49H90L88 46H87V48L88 49H90V52L88 51V56H90V57H88L87 55H86V57H85V61H84V58L82 59V60H77L76 58H74L75 59V61H73L72 62V64L71 65H69L70 64V62H71V60H69V58H68V54H70V52H71V54H72V51L74 52V49H75V47L77 48V46H76V44H78L79 42L78 41H76V43L74 44V45H71L72 43L70 42V41H68V40H65L64 42H62L57 48V50H58V52L59 53H62L63 54V57H62V55H60L63 59H61V61H59V62H57L56 64H55V62H52L53 63V67H54V70H56L55 71V75L57 74V73H59V76L58 77H56V76H53L52 78H48V80H49V83L47 84V82H46V84L44 85L42 82V84H43V86L45 87H43L42 86V88L41 87H39V86H41V85H37V83L35 82H33L35 85H37L38 86V88H40V89H36V88H33V90L32 91H27V89H24L22 86H23V84H22V86L20 85V81L18 82L19 84H17L16 82H17V80H14V79H12V80H14V81H16V82H14L15 84H13V82H12V84H11V82H8L9 84H11V85H9V86H5V87H7V89H6V91H3V93L1 94L0 93V107H4V106H6V105H9L8 107H11V108H13L12 110H13V113L12 114H15V115H19L20 113L22 114V112L23 113H25V112H28V113H32V115L33 116H35V114H33V113H35L36 111H39L38 113H40L42 110H46L45 112H44V116L46 115V113H47V111H49V112H51L52 110L53 111H56L55 109H66V110H64L65 112L67 111V108H68V114L69 113H71V110H72V113H74L73 111H77L76 113H77V115L79 116V118L76 116V118H78V119H81V120H83L82 118H86V120H84V121H87V116H90L91 114H93V113H90L89 112V110H88V108H89V106L90 107H92V108H95L94 106H93V104H95V102H96V104H95V106L97 105V102L98 101H100L99 103L100 104H102V101L101 100H98L97 101V99H96V97H95V99H94V97H93V99L95 100V102L94 103H92L91 102V104H90V102H88V103H86L85 101H84V99L83 100H81L82 98V95H80L81 93L79 92L81 89H84V87L86 86L85 84L86 83H84L85 81H83V79L81 80L80 79V75L82 74H80L79 75V70H80V67H82V66H84L85 65V62H86V60H88V62H91V63H95L96 62V57H94L95 55H94V53L96 54V56H99V53L102 55V53L104 52V50H101V49H104V48H102V46H104V45H99V44H97L96 43ZM148 41H149V39H148ZM152 41H153V39H152ZM78 42V43H77ZM101 42V40L99 41V43ZM111 42V41H110ZM135 42V41H134ZM155 42V43H156ZM202 42H203V44H202ZM215 42V41H214ZM84 43V42H83ZM141 43H144V42H141ZM153 43V42H152ZM59 44V43H58ZM85 44V43H84ZM103 44V43H102ZM121 44H123V43H121ZM120 44V45H121ZM150 44H151V42H150ZM149 44V45H150ZM1 45V44H0ZM109 45H110V43H109ZM115 45H119V42L117 41V42H114V44H113V46H115ZM124 45V44H123ZM146 45V44H145ZM154 45V44H153ZM152 45V46H153ZM161 45H162V43H161ZM164 45H165V43H164ZM221 45V44H220ZM2 46V45H1ZM31 46V45H30ZM122 46V45H121ZM159 46H160V43H159ZM158 46V47H159ZM8 47V48H9ZM34 47V46H33ZM80 47H82L81 45H80ZM79 47V48H80ZM154 47H155V49H156V46L154 45ZM157 47V48H158ZM192 47V46H191ZM190 47V48H191ZM192 47V48H193ZM225 46H223V48H221L222 50H224V49H226V47L224 48ZM250 47V46H249ZM248 47V48H249ZM2 48V47H1ZM85 48V47H84ZM110 48V47H109ZM119 48V47H118ZM117 48V49H118ZM153 48V47H152ZM151 48V49H152ZM23 49V48H22ZM36 49V48H35ZM51 49V48H50ZM160 48H158L157 49V52H158V50H159ZM216 49H218V48H216ZM0 50H3V49H0ZM86 50V53H87V49H85ZM110 50V49H109ZM114 50V49H113ZM119 50V49H118ZM118 50H117V52H118ZM133 50H135V48L133 49ZM137 50V49H136ZM135 50V51H136ZM212 50H215V49H212ZM9 51H11V50H9ZM84 51V50H83ZM17 52V53H18ZM49 52H50V50H49ZM52 52H53V50H52ZM57 52V53H58ZM75 52H76V49H75ZM102 52V53H101ZM119 52H120V50H119ZM157 52H155L154 53V51H153V60H155L157 57H155V54H156V56L158 55L157 54ZM190 52H191V50H190ZM189 52V53H190ZM192 52H193V50H192ZM246 52H247V50H246ZM263 52V51H262ZM78 53V52H77ZM77 53H75V54H73V56H75V57H77V56H79V54H77ZM79 53H80V50H79ZM106 53H107V50H106ZM105 53V54H106ZM199 53V52H198ZM211 53H213V52H211ZM241 53H242V51H241ZM19 54V53H18ZM50 54H52V53H50ZM49 54V56H51ZM108 54V53H107ZM124 54H126V53H124ZM193 54V53H192ZM239 54V53H238ZM246 54V53H245ZM257 54V53H256ZM259 54V53H258ZM84 55V54H83ZM93 55V56H92ZM104 55V54H103ZM242 55H244V54H242ZM255 55V54H254ZM260 55H262V54H260ZM44 56V55H43ZM43 56H41L40 55V57L42 58ZM54 56V53L52 54V57ZM107 56V55H106ZM198 56H199V54H198ZM204 56V57H205ZM246 56V55H245ZM256 56V55H255ZM257 56H259V55H257ZM46 57V56H45ZM60 57V58H61ZM82 58V55L81 56H79V59H81ZM100 57V56H99ZM102 57V56H101ZM105 57V56H104ZM109 57V56H108ZM119 58H121L120 56H118ZM155 57V58H154ZM201 57H203V56H201L200 55V58ZM244 57V56H243ZM247 57L249 58V56L247 55ZM247 57L245 58H243V59H247ZM251 57H253V56H251ZM260 57V56H259ZM56 58V57H55ZM73 58V57H72ZM71 58V59H72ZM107 58V57H106ZM149 58H151L150 60L151 61H149V62H151L152 63V57L151 56H149ZM148 58V59H149ZM261 58H262V56H261ZM261 58H259L260 60H261ZM43 59V58H42ZM54 59V58H53ZM116 59H118V58H116ZM124 59V58H123ZM239 59H240V57H239ZM69 60V61H68ZM110 61L108 58H107V60L106 59H103V62H105V61ZM121 60H122V58H121ZM140 60V59H139ZM157 60V59H156ZM156 60L155 61H153V62H156ZM241 60V59H240ZM248 60V59H247ZM246 60V61H247ZM255 60V59H254ZM84 61V62H83ZM97 61H99V59L97 60ZM141 61H143V60H141ZM158 61V60H157ZM238 61V60H237ZM248 61H250V60H248ZM253 61V60H252ZM262 62H263V60H261ZM82 62H83V64H82ZM107 62V64L106 65H108V66H106V67H102V68H99V71H97V73L99 72V74H98V76H96L98 79L96 80V78H95V76H94V78H95V84H94V86H95V88H94V86L93 87H90V88H94V90L95 91H97V93L99 92V91H102L103 89V94L104 93H106V89H107V93H109V91L110 92H118V89H117V87H119L120 86V84H121V86H122V84H123V81H121L122 83H120V81H119V79L120 78H118V76L117 75H115V72H114V70H115V66H120V65H117V63H113V61H110V63H108ZM138 61H136V63H137ZM239 62V61H238ZM241 62V61H240ZM243 62H244V60H243ZM243 62H241L242 64H243ZM51 63V64H52ZM97 63V62H96ZM134 63V62H133ZM135 63V64H136ZM144 63H146V62H144ZM251 63V62H250ZM257 63V62H256ZM255 63V64H256ZM259 63V62H258ZM104 64V63H103ZM119 64V63H118ZM138 64V63H137ZM141 64H142V62H141ZM157 64V63H156ZM155 64V65H156ZM122 65V64H121ZM124 65V64H123ZM128 65V64H127ZM139 65H140V63H139ZM138 65V66H139ZM144 65V64H143ZM140 66L139 68L137 67V71H133L134 72V74H135V72H136V74H138L137 76H135L134 74H132V75H134L136 78L134 79V81L136 80V79H139V80H142L144 77V75L146 76V79H147V75H149L150 73H152V70H151V72L149 71V70H146V65L147 64H145V66ZM149 65V64H148ZM221 65V64H220ZM220 65H219V70L220 71H222V69H220ZM261 65V64H260ZM104 66H105V64H104ZM126 66V65H125ZM222 66V65H221ZM241 67H242V65H240ZM243 66H244V64H243ZM248 66V65H247ZM250 66V65H249ZM257 66V65H256ZM262 66H263V64H262ZM52 67V65H51V68H53ZM85 67V66H84ZM115 67V68H114ZM127 67V66H126ZM143 67H145V69L143 68ZM153 67H154V64H153ZM156 67V66H155ZM154 67V68H155ZM245 67V66H244ZM118 68V67H117ZM116 68V69H117ZM120 68H121V66H120ZM119 68V69H120ZM127 68H129V67H127ZM150 68H152V65H151V67ZM82 70H83V68H81ZM84 69H86V68H84ZM121 69H124V68H121ZM120 69V70H121ZM126 69V68H125ZM124 69V70H125ZM134 69V68H133ZM149 69V68H148ZM248 69V68H247ZM54 70H52L53 72H54ZM88 70V69H87ZM86 70V71H87ZM119 70V71H120ZM127 70H129V69H127ZM145 70H146V72L147 73H149V74H147L146 75V73L144 74V72H145ZM246 70V69H245ZM252 70V69H251ZM51 71V70H50ZM51 71V72H52ZM117 71H118V69H117ZM126 71V70H125ZM124 71V72H125ZM181 71V70H180ZM241 72H243L242 70H240ZM250 71V70H249ZM249 71H248V73L245 71V73H247V74H249ZM50 72V73H51ZM81 72H83V71H81ZM88 72V71H87ZM121 72V71H120ZM127 72H129V71H127ZM132 72V73H133ZM252 72V71H251ZM253 73V72H252ZM48 74V73H47ZM126 73H124L123 75H125ZM141 74H144V75H141ZM242 74V73H241ZM246 74V75H247ZM80 77H79V76ZM130 76H131V73L129 74ZM142 77H141V76ZM214 75V74H213ZM211 76V77H216V76ZM243 75H244V73H243ZM245 75V76H246ZM92 76V75H91ZM138 76H140L139 78H137ZM50 77V76H49ZM68 77H70V78H68ZM133 77V76H132ZM85 78V77H84ZM87 78V77H86ZM122 78V77H121ZM127 78H129V76H127ZM218 78V77H217ZM17 79V78H16ZM43 79H46L47 80V78H43ZM132 79V78H131ZM145 79V78H144ZM145 79V80H146ZM47 80V81H48ZM94 80V79H93ZM127 80H129V79H127ZM215 80V79H214ZM236 80V79H235ZM11 81V80H10ZM40 81V80H39ZM41 81H43V80H41ZM87 81H90V80H87L86 79V82ZM134 81H132L131 83H130V81H129V85L127 86V84H126V86L127 87H132V83H134ZM252 80H250V83H252L251 82ZM22 82V81H21ZM38 82V81H37ZM81 82H83V83H81ZM124 82H126V81H124ZM91 83H93V82H91ZM120 83V84H119ZM169 83H171V82H169ZM256 83V82H255ZM6 85H7V83H5ZM33 84V85H34ZM83 85H85V86H83ZM90 85V84H89ZM257 85V84H256ZM20 86V87H19ZM96 86H98V89H96ZM125 86V85H124ZM22 87V88H21ZM25 87V86H24ZM83 87V88H82ZM126 87V88H127ZM254 87V86H253ZM81 88V89H80ZM87 88V87H86ZM100 88H101V90H100ZM103 88V89H102ZM106 88V89H105ZM122 88H124L125 89V87H122ZM34 89H36V90H34ZM88 89H89V87H88ZM92 89H91V92H93L92 91ZM127 89H130L131 90V88H127ZM3 90H5V88H3ZM26 90V91H25ZM85 90V89H84ZM99 90V91H98ZM120 90V89H119ZM129 90V91H130ZM83 91V90H82ZM94 91V92H95ZM105 91V92H104ZM124 91V90H123ZM90 92V91H89ZM88 92V93H89ZM90 92V93H91ZM122 92V91H121ZM121 92H118V93H121ZM80 93V94H79ZM106 93V94H107ZM83 94H84V92H83ZM115 94H117V93H115ZM84 95H86V94H84ZM95 95V94H94ZM226 95V94H225ZM224 95V96H225ZM120 96L121 95H119V98H120ZM117 97V96H116ZM230 97V96H229ZM102 98V97H101ZM101 98H99V99H101ZM118 98V97H117ZM117 98H115V100L117 99ZM226 99H227V95H226ZM229 99V98H228ZM93 100V101H94ZM104 101H106L105 99H103ZM110 100V99H109ZM118 100V99H117ZM225 100V99H224ZM231 100H233V99H231ZM231 100L229 101V103L231 102ZM234 101V100H233ZM109 103L111 102V101H108ZM107 102V103H108ZM117 102V101H116ZM120 102V101H119ZM98 103V104H99ZM107 103H105L106 105H107ZM113 103V102H112ZM118 103V102H117ZM231 103H233V102H231ZM230 103V104H231ZM235 103V102H234ZM233 103V104H234ZM41 104V105H40ZM119 104L120 103H118L117 105H118V108L120 107L119 106ZM40 105V106H39ZM88 105V106H87ZM110 105V104H109ZM112 105H114V103L112 104ZM122 105V104H121ZM36 106L37 107H40L41 108V110H39L40 108H38V110H34V107L36 108ZM98 106V105H97ZM102 107H104L103 106V104L101 105ZM123 106L125 107L126 105L125 104H123ZM69 107H71V108H69ZM106 107V106H105ZM110 107V106H109ZM114 107L115 106H113L111 109L113 110L114 109ZM97 108V107H96ZM98 108H99V106H98ZM117 108V109H118ZM126 108H129V107H126ZM70 109V110H69ZM90 109V108H89ZM107 109H110V108H108L107 107ZM12 110H11V112H12ZM51 110V111H50ZM111 110V111H112ZM114 110H116V108L114 109ZM121 111H122V106H121V109H120ZM120 110H118V111H120ZM125 110H127V109H125ZM125 110H123V111H125ZM70 111V112H69ZM90 111H92L91 109H90ZM95 111V110H94ZM93 111V112H94ZM118 111L116 110V111H113L114 113L115 112H117L118 113ZM130 112H133L132 110H131V108H130V110H129ZM129 111H126V112H129ZM97 113H98V111H96ZM96 112L94 113V115H96ZM99 112H101L100 110H99ZM107 112V110L105 111V113ZM110 112V110H108V113ZM37 113V112H36ZM71 113V114H72ZM103 113V112H102ZM65 114H67V113H65ZM67 114V115H68ZM100 114V113H99ZM98 114V115H99ZM110 115H109V117L111 116V113H109ZM122 114V113H121ZM127 114V113H126ZM130 114V113H129ZM144 114H145V112H144ZM24 115V117H25V114H23ZM47 115H48V113H47ZM47 115H46V117H47ZM50 115V114H49ZM53 116H54V114H52ZM58 115H59V113H58ZM57 115V116H58ZM60 115H64L63 113L62 114H60ZM97 115V117H99ZM106 115H108V114H106ZM132 114H130V116H131ZM33 116H30V117H33ZM39 116V115H38ZM37 116V117H38ZM44 116H40L41 117V119H42V125H43V127H44V124L43 123H47V122H49L48 120H50V119H48V120H46L45 121V118L46 117H44ZM75 116V115H74ZM134 116V115H133ZM143 116H145V115H143ZM22 117V116H21ZM23 117V118H24ZM35 118V119H38V118ZM39 117V118H40ZM49 117V116H48ZM47 117V118H48ZM56 117V116H55ZM54 117V118H55ZM65 117H66V115H65ZM72 117H73V115H72ZM72 117H69V118H72ZM81 117V118H80ZM94 117V116H93ZM97 117H95L96 119H97ZM108 117V116H107ZM112 117V116H111ZM129 117V116H128ZM132 117V116H131ZM146 117V116H145ZM144 117V118H145ZM25 118H27L28 119V116L27 117H25ZM34 118H30V119H32V120H35ZM46 118V119H47ZM53 118V119H54ZM58 119L59 118H61L60 116H58L57 117ZM57 118H55V120L54 121H56L57 120ZM63 118V117H62ZM68 118V117H67ZM67 118L65 119V120H67ZM75 118V119H76ZM92 117H90L89 119H91ZM134 118V117H133ZM136 116H135V120H136ZM147 118H148V116H147ZM147 118H145V119H147ZM75 119H74V121H75ZM77 119V120H78ZM92 119H94V118H92ZM91 119V120H92ZM100 119V118H99ZM98 119V120H99ZM138 119V118H137ZM140 119H141V117H140ZM26 120V119H25ZM24 120V121H25ZM39 120V119H38ZM36 121V122H39V121ZM52 120V119H51ZM50 120V123L52 122H54V121H51ZM64 120V119H63ZM62 119H60V121H63ZM63 121V122H66V121ZM95 120V119H94ZM94 120H92V121H94ZM97 120V121H98ZM102 120V119H101ZM134 120V119H133ZM17 121V123H19V124H16V123H6V129L4 130L3 128V139H4V141H5V143H6V145H10L11 146V148L13 147H15L17 150H15V151H13V152H16V154L18 153V158H16V159H14V160H16L17 161V164H20V166L18 165V167H20L21 168V166H22V168L23 169H26V170H24V176H25V174H26V176L28 177H32V179L34 178V176L35 177H38V175L40 174V173H42V172H40L41 171V169H42V171H44L43 170V168H45L43 165H46L45 163H43V161L42 162H40V160H39V162H36L35 164H31V163H28L29 161L27 160L30 156H32V155H34V154H36L37 155V158L39 157L38 155H40V156H42V158L45 156L46 158H47V156H52L53 158H54V160H56L57 158H59V160L61 159V158H64V159H66L65 157H57L56 158V156H59V155H64L65 156V154H67L66 155V157H68V155H71V157L73 156V158H75V156L74 155H72V154H69V151L71 150V149H73V151H74V148L73 147H76V145H75V143L74 142H76V140H74V142H73V139H76V138H74L73 136H74V134H72V132H69V134L71 133V135H69L68 134V129H70V128H68L69 126H68V124H67V126H62V125H59L60 124V122H57V121H59V120H57L56 122H54L53 124L55 125V124H57V123H59V124H57V125H59V129L57 130V126L55 127L56 128V130H57V132L56 133H52L53 135L52 136H50V138H49V140H47L46 141V138L45 139H43V141L45 140L46 142H42L41 141V139H39L38 137H36L38 140H40L41 142H39L36 138H35V136H36V134H31V136H30V134H27L28 133V129H30V128H25V127H30V125H33L34 126V124L36 123V122H33V123H27L25 126L23 125L24 123H26V122H28V120L26 121V122H24V121H22V119H21V121H22V125L24 126H21V122H19V120H16ZM31 121V120H30ZM45 121V122H44ZM83 121V122H84ZM96 120H95V123L97 122ZM100 121V120H99ZM41 122V121H40ZM40 122H39V124H38V126H36L37 128L36 129H38V127H39V125H40ZM76 122V121H75ZM75 122H73V124H75V126H76V124H78V123H75ZM77 122H82V121H77ZM130 122V121H129ZM133 122V121H132ZM50 123H48L49 125H51V126H49L48 124V128H47V130L48 129H50V131L52 132V128H54V126L52 125V124H50ZM66 123H68V121L66 122ZM70 123L72 124V122L70 121ZM69 123V124H70ZM98 123H102V122H98ZM98 123H96L97 125H98ZM109 123V122H108ZM28 124H30V125H28ZM64 124V123H63ZM70 124V125H71ZM72 124V125H73ZM102 124H104V123H102ZM36 125H37V123H36ZM65 125V124H64ZM110 125V124H109ZM109 125L107 126V127H109ZM33 126H31L32 128L31 129H33ZM53 126V127H52ZM85 126V125H84ZM112 126V125H111ZM43 128V130H46V128ZM63 127V128H62ZM71 127H73L74 128V126H71ZM86 127V126H85ZM40 128H42V126L40 127ZM82 128H83V126H82ZM87 128V127H86ZM27 129V130H26ZM35 129V130H36ZM34 130V129H33ZM42 130V129H41ZM46 130V131H47ZM72 130V129H71ZM71 130H69V131H71ZM73 130H75V129H73ZM85 130V129H84ZM38 131V130H37ZM49 131V132H50ZM78 131V130H77ZM80 131V130H79ZM81 131H82V129H81ZM87 131V130H86ZM85 131V132H86ZM89 131V130H88ZM33 132H35V131H33ZM39 132H41V131H39ZM44 132V131H43ZM75 132V131H74ZM83 132V131H82ZM81 132V133H82ZM101 132V131H100ZM36 133V132H35ZM48 133V132H47ZM46 133V134H47ZM1 134H2V132H1ZM26 134H27V136H26ZM39 134V133H38ZM77 134V133H76ZM75 134V135H76ZM85 134V133H84ZM101 134V133H100ZM29 135V136H28ZM45 135V134H44ZM38 136V135H37ZM47 136H48V134H47ZM46 136V137H47ZM80 136H82L81 134H80ZM102 136V135H101ZM43 137V136H42ZM45 137V136H44ZM49 137V136H48ZM94 138H96L97 139V137H94ZM81 139V138H80ZM51 140V142H48V141H50ZM104 140V139H103ZM79 141V140H78ZM50 143V144H49ZM74 144L75 146H70L71 144ZM125 143H127V142H125ZM47 144H49V145H47ZM72 144V145H73ZM78 144V143H77ZM131 143H129V144H123L124 146L126 145V146H129ZM119 145V144H118ZM120 145H121V143H120ZM119 145V146H120ZM123 145H121L119 148H121L120 150H118V151H116V153L117 152H119V155H118V157L119 156H121L120 158H123V156L122 155H124V153L126 152H130L129 150L131 149V147H129V148H126V147H123ZM81 146V145H80ZM80 146L79 145H77V150L79 151L80 150ZM104 146V145H103ZM70 147V148H69ZM105 147V146H104ZM14 148V149H15ZM79 148V149H78ZM123 148V149H122ZM133 148H134V146H133ZM127 149V150H126ZM124 150V151H123ZM73 151L71 150V152L73 153ZM78 151H74L76 154H77V152ZM120 151H123V153H122V155H120ZM131 151H132V149H131ZM3 152V151H2ZM80 152V151H79ZM100 152V151H99ZM104 152V151H103ZM75 153H73V154H75ZM118 154V153H117ZM101 156H102V153L100 154ZM6 157V155H3V157ZM77 156V155H76ZM100 156V157H101ZM2 157V155L0 154V161H4L3 158ZM52 157H48V158H52ZM103 157V156H102ZM52 158V159H53ZM56 158V159H55ZM40 159V158H39ZM72 159V158H71ZM71 159H67V160H71ZM90 159V158H89ZM95 159V158H94ZM96 159H97V161H93L92 162V166L94 165V164H96L97 166H99V164L100 163H102V161L101 160H103V159H101V158H99L98 156H96ZM46 160H48V159H46ZM53 160V163L54 162H56V161H54ZM73 160V159H72ZM76 160H77V158H76ZM123 160V159H122ZM15 161V162H16ZM49 161V160H48ZM58 161V160H57ZM75 161V160H74ZM101 161V162H100ZM1 162V163H2ZM66 162V161H65ZM71 162V161H70ZM100 162V163H99ZM104 163H105V161H103ZM0 163V164H1ZM9 163V162H8ZM13 163V162H12ZM46 163H48V162H46ZM63 163H64V161H63ZM74 163H76V162H74ZM104 163H102V166H101V171L103 172V168L105 167V165H104ZM16 164V163H15ZM14 164V165H15ZM53 165L54 167H58L57 165H54V164H52L51 162L49 163V164H47V166L48 165ZM61 164V163H60ZM68 164V163H67ZM70 164V163H69ZM68 164V165H69ZM72 164H73V162H72ZM91 164V163H90ZM179 164H181V163H179ZM50 165V166H51ZM62 165V164H61ZM61 165H59V166H61ZM67 165V166H68ZM82 165V164H81ZM95 165V166H96ZM104 165V166H103ZM187 165V164H186ZM16 166V165H15ZM49 166V167H50ZM65 166V165H64ZM64 166H61V167H64ZM85 166V165H84ZM92 166H90L89 167V165H88V167L89 168H91L92 169ZM95 166H93V167H95ZM97 166H96V168H97ZM175 166V165H174ZM174 166H171L172 168H171V170L173 171V172H175V171H177V169L179 168L178 167V165H176L178 168L176 169V168H174V170H173V167ZM43 167V168H42ZM54 167H50L49 168V170H47V168H45V171L43 172L44 174H45V172H47L46 174H45V177H42L41 179H37L36 181H37V187H33L34 186V184L36 183V181H35V183L34 184H32L31 183V185L28 183V182H26V183H28L30 186H31V188L28 190H26V198H24L25 200L27 199V197H29L30 198V200H33V199H35L34 200V202L36 201L37 202V200L36 199H39V201H40V205L38 206L37 204V206L39 207L38 209L36 208V209H34L32 206L34 205V207H37V206H35V204L34 203H32V201L30 202L31 203V207L33 208L32 210L31 209H29L26 213H24V214H26V215H24V214H20V218H21V216L23 217V215H24V217L23 218H19V219H17V220H21V221H23L22 223H25V224H22V226L23 227H21V228H23V230L21 229H19L20 231H21V233L23 234V236H21V237H19L18 236V238L19 239H21V240H18V242L15 244V247L12 249V250H10L9 251V247H7V246H3L1 243V245H0V264H57L58 262V260H61V259H63V258H69L70 260H72V261H70V262H72V263H74V264H81L80 262L82 261V260H84L83 258H85L86 257V255H84L83 253H80V252H78L77 254L78 255H76L75 253H74V251L76 252V250L77 249H75L77 246H76V244H77V240L78 239H80L82 236H79V234H78V229H77V225H76V222L79 220V219H83V221H84V219H85V222H88L87 224H89V228H90V230L87 232L88 233V235L90 236V242H88V243H91V241H93V243H95V244H97V245H99V246H103L104 244H106V243H108V242H111V240L113 241L114 239H116V237H118V236H120V238H122V237H124V235L126 234H134V235H131V237H130V239L133 237V236H135L136 237V235L138 236V235H141V237H144V236H150V237H152L153 239H155L156 240V242H154V243H156L157 244V242L158 243H160L161 245H163L162 247L164 248V246H165V250H166V248H168V249H170L169 250V252H172L173 250H174V246H177V245H181L184 241H185V238L187 237V230H188V225H190L189 223H188V220L190 221V219H188V216L190 217V215H188L189 214V212L192 210H190L189 212H188V208H190V205H191V207H195L198 211V213H195L194 215H197V214H201V216H203V217H205L206 219H209V221H211V222H213V224L214 223H216L217 224V222H219V223H223V222H225V221H228V219H230L229 217H231V215H233L234 214V212H235V210H236V208H237V206H238V204H239V201L241 200V198L244 196V195H248L249 197H248V200H246V201H254L255 203L254 204H258L257 206H263L264 207V195L260 192V190L257 188V186L255 185V184H252V182L251 183H246V184H244L243 186H241L239 189H238V191H237V193H236V195H235V193H234V195L236 196L235 197V199L232 201V204L230 205V207L228 208V209H226V210H222V212L220 211V213H217V214H214L208 207L209 206H207V204L204 202V199H203V196H201V195H199L198 193H195L196 191H194L193 192V190H192V188H191V191H189V190H186V188L184 189V190H181V189H183V188H179V187H177V182L178 181H176V180H174V182H172L173 184L175 183V185H176V187L180 190V191H183L182 192V195L180 194L179 195V199H178V201H177V203H176V208H174V209H176V213L174 214L175 215V217L174 218H176V219H174L175 220V222H177L176 223V227H178V230L180 231V235L178 234V236H171L170 234H166L165 232H163L162 230H161V228H160V232H159V229L157 230V231H154V230H150V229H148L147 227H145V225L144 224H141L142 222H138V223H134V222H132L131 224H127V222H129V220L128 221H126L125 220V222L126 223H123V222H121L123 219H131V221H136L137 219H139V220H137V221H144L145 222V219L147 218L148 220H149V218L148 217H150V215H151V212H150V214H149V207H148V204L147 203H145V200H146V202H147V200L149 199V202L152 200V199H154V197H152L153 195L155 196V195H157V197H155V200L153 201L152 200V202H154V203H152V204H154L155 206L157 205V204H159L158 202H160L159 201V199H158V196L160 197V195L159 194H157L158 193V191L159 190H161L162 189V191L160 192V194H164L166 191H165V189H164V186L163 185H166V183L168 184L169 183V181H171L170 179H169V176H168V178H162V176H161V181H163L162 183H163V185H160V186H154L155 184L154 183H152V184H154L153 186H151V184L149 185V184H147L148 182H147V180H146V184L148 185H146L147 187H152L151 188V190L155 187V190L154 191H156V193H154V192H150V190H149V188H147L146 186H143L142 185V183L144 182V180H142V181H139L138 183H139V185H133V186H137V189H141V191H143L142 189L144 188V189H146L147 191H149V195H148V193H146L147 195H148V197H147V195H143V196H146V199L145 200H143L144 201V204H147V205H144L143 204V202L141 203L140 201H138V203L137 204H139V202L141 203V204H143L144 206V208L143 209H140V208H142V206H138V207H140V208H138V207H136L137 206V204H133L134 203V200L136 199V200H138L137 198H139V197H141L142 196V194L146 191V190H144V192H141V194L140 193H137L136 194V192H137V189L135 188V187H133L132 185H131V188L132 189H134L135 188V194H136V196L138 195H141V196H137L135 199H134V193L132 192V190H130V187H129V190L131 191V193H129V194H126V192L124 193V194H126V197H125V203L127 202L126 200L127 199H130L131 200V198H133L131 201H129V202H127V203H129L130 205L128 206V207H125L126 206V204H125V206L123 205L124 204V201H123V203H121L123 206L122 207H125V208H120V207H118V205H116L117 206V208L120 210V209H122V210H118V209H116V207H114L113 205H115V202L114 201H112V202H114V204L112 205V209L114 210V209H116L117 210V213L116 212H113L112 210H110V213L109 214H111L112 215V212L113 213H116V214H114V215H117V218H118V215L120 216V214L123 216H125V218L124 217H119V219L120 218H122V220L120 221L121 222V224H126V227H127V225H129V227H131L130 229H124L123 227V230H117V228L115 229L114 227H112V225H111V227L109 226V228H111L110 230H109V228H108V231H111L112 230V228H114V230L116 231V233H115V235H114V231L112 230V236H110L108 233H110V232H107V233H105V234H102L103 233V231L102 230H100V223L98 222V220H99V218H96V215L95 214H92V212H89L90 210L89 209H91L90 207H89V211L87 210V208H83V207H78L77 209H75V207L73 208L72 207V193H74V192H78L79 194V198H80V200H84L83 202H88V200L89 199H87L88 197H90V196H92V195H88L87 194V190H90L91 192H93V191H95L94 190V187H96L95 189H96V191L98 192V191H100V189H99V187L102 185H100V180H101V178H98L97 176H98V174L96 173V171H94L95 173L93 174V170H95V168H93L92 170L91 169H89V168H87V170H88V173L86 172L87 170L86 169H84V168H82L81 166V168L82 169H84V170H80V171H82L81 173H84V172H86V173H84V175L85 174H87L88 175V177L90 178H87L86 179V177H85V180L87 181H85L84 180V178H83V181H85V185H84V183H82L83 184V186L86 188V187H89V188H86V192H85V190H84V192L86 193V194H84V192H83V190L81 189V186L82 185H80V183L79 182H81L80 180H82V179H80L81 177H79L78 178V173H80V171L76 174H68L69 176H70V178H71V176H72V178L70 179L68 176H67V173H66V170H65V173L63 172L64 170H52L51 168H53L54 169ZM60 167V168H61ZM74 167V166H73ZM79 167V168H80ZM103 167V168H102ZM187 167V166H186ZM22 168H21V170H22ZM75 168V167H74ZM78 168V167H77ZM67 169V168H66ZM76 169V168H75ZM176 169V170H175ZM20 170V171H21ZM47 170V171H46ZM69 170H71V169H69ZM181 171H182V169H180ZM179 169H178V171H180ZM27 171V172H26ZM72 172L74 171V170H71ZM78 171V170H77ZM84 171V172H83ZM170 171V168L167 170V172H169ZM26 172V173H25ZM155 172V171H154ZM160 172V171H159ZM165 172V171H164ZM163 172V173H164ZM171 172V171H170ZM188 173H190L189 172V170H188ZM188 173H186V174H188ZM27 174H29V175H27ZM65 174H66V176H65ZM107 173L105 172V175H106ZM152 174V173H151ZM157 174H159V173H157ZM165 174V173H164ZM176 174H177V172H176ZM178 174H179V172H178ZM180 174H181V172H180ZM77 175V176H76ZM87 175H85V176H87ZM89 175H91V177L89 176ZM93 175L94 176H96V178L95 177H93ZM100 175V174H99ZM171 175H173L172 173H171ZM26 176H25V178H26ZM74 176H76L75 177V179H74ZM159 176V175H158ZM174 176H175V173H174ZM174 176H172V177H174ZM186 176H188V175H186ZM185 176V177H186ZM28 177V178H29ZM100 177V176H99ZM166 177V176H165ZM189 177H191V176H189ZM27 178V179H28ZM132 178V177H131ZM130 178V179H131ZM133 178H134V176H133ZM171 178V177H170ZM35 179V178H34ZM68 179H70V180H72V183H73V181L74 180H76V183L74 182L73 184L70 182V180H68ZM74 179V180H73ZM78 179V180H77ZM89 179V180H88ZM99 181H98V180ZM135 179V178H134ZM142 179V178H141ZM144 179V178H143ZM163 179V180H162ZM167 179H168V182H167ZM174 178H172V180H173ZM177 179V178H176ZM180 179H181V176H180ZM184 179H186V178H184ZM192 178H190V181H192L191 180ZM24 180V179H23ZM133 180V179H132ZM132 180H129L130 181V184H131V181ZM138 180V179H137ZM140 180V179H139ZM165 180V181H164ZM188 180H189V178H188ZM25 181V180H24ZM23 181V182H24ZM79 181V182H78ZM125 181H126V179H125ZM124 181V182H125ZM136 181V180H135ZM149 181V180H148ZM181 181V180H180ZM180 181H179V183H178V185L180 184ZM185 181V180H184ZM196 181V180H195ZM194 181V182H195ZM22 182V181H21ZM22 182V183H23ZM32 182V181H31ZM107 183V181H105V178H104V183ZM15 183V182H14ZM13 183V184H14ZM101 183H103V181L101 182ZM120 183V182H119ZM134 183H136V182H134ZM137 183V184H138ZM159 183V182H158ZM158 183H156V184H158ZM161 183V182H160ZM186 184H187V182H185ZM191 183V182H190ZM193 183V182H192ZM198 183V182H197ZM9 184H10V182H9ZM12 184V183H11ZM98 184L100 185V186H98ZM143 186V188L141 187V185ZM15 185V184H14ZM14 185H13V187H14ZM33 185V186H32ZM36 185V184H35ZM95 185V186H94ZM114 184L112 183V186H113ZM120 185V184H119ZM119 185H117V186H119ZM125 185H129V184H125ZM124 185V186H125ZM175 185H172V184H170V185H168V187H173V186H175ZM188 185H190V187L192 186L191 184H188ZM193 185H194V183H193ZM7 186V185H6ZM109 186V185H108ZM111 185L109 186V188L110 187H112ZM115 186V185H114ZM116 186V187H117ZM121 186L122 185H120L119 187H120V192H121ZM167 186V185H166ZM195 186V185H194ZM91 187V188H90ZM97 187H98V189H97ZM103 187V186H102ZM102 187H100L101 189H102ZM105 187L106 188H108L107 186H106V184H105ZM118 187V188H119ZM123 187V186H122ZM190 187H188V188H190ZM201 187H204V186H201ZM83 188V187H82ZM113 188V187H112ZM117 188V189H118ZM126 189H127V187H125ZM157 188H159L158 190H157ZM167 188V187H166ZM175 188V187H174ZM173 188V189H174ZM187 188V189H188ZM195 188V187H194ZM10 190L12 189V186L9 188ZM84 189V188H83ZM111 189V188H110ZM109 189V190H110ZM115 189V188H114ZM123 189V188H122ZM197 189H200V187L198 188L197 187ZM102 190H104V188L102 189ZM106 190V189H105ZM104 190V191H105ZM123 190H125V189H123ZM167 190V189H166ZM175 190H176V188H175ZM196 190V189H195ZM7 190H5V192H6ZM27 191H30L29 193L27 192ZM113 191V190H112ZM127 191V190H126ZM129 191V192H130ZM146 191V192H147ZM179 191V192H180ZM107 192V191H106ZM111 193V191H108V193ZM139 192V191H138ZM178 192V193H179ZM236 192V191H235ZM42 193H47L48 195L47 196H40V194H42ZM102 193V191H100V193L98 192V194H101ZM105 193V192H104ZM181 193V192H180ZM94 194H96L95 192H94ZM118 194H119V192H118ZM120 194H122V193H120ZM5 194H3L2 196H4ZM43 195V194H42ZM97 195V194H96ZM108 195V196H107ZM110 195H112V193L110 194ZM114 195V194H113ZM123 195V194H122ZM127 195H129V196H127ZM131 195H134V196H131ZM1 196V195H0ZM88 196V197H87ZM98 196V195H97ZM96 196V197H97ZM115 196H117V195H115ZM125 196V195H124ZM131 196V198H129ZM164 196V195H163ZM163 196H162V198H163ZM32 197V198H31ZM104 197H105V195H104ZM106 197H110L109 196V194H106ZM112 197V196H111ZM114 197V196H113ZM117 197H119V196H117ZM151 197H152V199H151ZM234 197V196H233ZM3 198V197H2ZM6 198V197H5ZM5 198H3V199H5ZM29 198H28V200H26V201H29ZM82 198V199H81ZM91 198V200L94 198L93 196L92 197H90ZM98 198H100L99 196H98ZM102 198V197H101ZM120 198H121V196H120ZM122 198H123V196H122ZM121 198V199H122ZM143 198V197H142ZM141 198V199H142ZM145 198V197H144ZM148 198V199H147ZM157 198V199H156ZM162 198H160V199H162ZM1 199V198H0ZM21 199V198H20ZM19 199V200H20ZM23 199V198H22ZM87 199V200H86ZM97 199V198H96ZM95 199V200H96ZM115 200L117 199V198H114ZM124 199V198H123ZM122 199V200H123ZM140 199V198H139ZM151 199V200H150ZM166 199V198H165ZM2 200V199H1ZM0 200V202H2ZM6 200H7V198H6ZM5 200V201H6ZM18 200V199H17ZM91 200H89V204L90 203H94V201L92 200V202H90ZM102 200H104V199H102ZM102 200H99L100 202H102L103 203V201ZM108 200V199H107ZM119 201H122V200H120V199H118ZM117 200V201H118ZM168 200V199H167ZM13 201V200H12ZM251 201V202H252ZM7 202V201H6ZM16 202H21V201H16ZM25 202V201H24ZM24 202H22L21 204H23ZM35 202V203H36ZM82 202V203H83ZM97 204L95 205V207L94 208H96V206L98 205V201H95ZM99 202V204H100V206L102 207V203H100ZM106 202V201H105ZM108 202V201H107ZM107 202H106V204H107ZM109 202H111V201H109ZM112 202H111V204H112ZM137 202V201H136ZM135 202V203H136ZM162 202H164V201H162ZM5 202H2L1 204V207L2 206H4L5 208H6V203L4 204ZM29 203V202H28ZM27 202H25V204L27 205L28 204ZM118 202H116V204H117ZM151 203H150V210H151V207L153 208V206H151ZM157 203V204H156ZM165 203H166V200H165ZM169 203V202H168ZM245 204H247L246 202H244ZM4 204V205H3ZM25 204H23L24 206H26ZM87 204V203H86ZM89 204H87L88 206H90ZM106 204H103L104 206L106 205ZM119 204H120V202H119ZM140 204V205H141ZM192 204L194 205V206H192ZM7 205H9L8 203H7ZM17 205V204H16ZM19 205V204H18ZM23 205L21 206L23 209H24V207H23ZM108 205H109V203H108ZM132 205H134V206H132ZM165 205V204H164ZM164 205H161V206H164ZM240 205V204H239ZM252 205H253V203H252ZM252 205L250 206V205H248V207H252ZM75 206V205H74ZM87 206V207H88ZM92 206H94V205H92ZM104 206H103V209H104ZM146 206V207H145ZM154 206V207H155ZM159 206V205H158ZM166 206H167V204H166ZM166 206H164V207H166ZM170 206H172V205H169V206H167V208H166V210L168 209V207H170ZM243 206V205H242ZM246 206V205H245ZM255 206V205H254ZM10 207H13L12 205L10 206ZM20 207V208H21ZM28 207H29V204H28ZM30 207V208H31ZM85 207V206H84ZM107 207V206H106ZM160 207V206H159ZM239 207V206H238ZM248 207H246V208H248ZM5 208H3V209H5ZM8 208V207H7ZM15 208V207H14ZM19 208V207H18ZM19 208V209H20ZM21 208V211H18L17 212V214H19V213H22V209ZM99 208V207H98ZM108 208V207H107ZM106 208V209H107ZM133 208H138V209H136V211H137V216H135L134 218H131V216L134 214L133 212L134 211H132L133 210ZM162 208V207H161ZM194 208V209H195ZM244 208V207H243ZM1 209V208H0ZM16 209V208H15ZM26 209H28V208H26ZM93 209V208H92ZM109 209V208H108ZM107 209V210H108ZM154 209V208H153ZM238 209V208H237ZM12 211H13V208L11 209ZM10 210V208H9V211H11ZM18 210V209H17ZM99 210H101V212H102V209L100 208ZM98 210V211H99ZM116 210H114V211H116ZM135 210V209H134ZM155 210H157V208L155 209ZM154 210V211H155ZM159 210V209H158ZM163 210V209H162ZM24 212H25V210H23ZM91 211H93V210H91ZM135 211V212H136ZM152 211V210H151ZM14 212V211H13ZM12 212V214H14ZM95 212V211H94ZM104 212V216H105V218H108L109 217V214H106L105 215V211H103ZM109 212V211H108ZM160 212H161V210H160ZM164 212H166V211H164ZM9 214H10V212H8ZM95 213H97V212H95ZM98 213H100V211L98 212ZM106 213H107V211H106ZM156 213V212H155ZM162 213H163V211H162ZM162 213H160L162 216H163V214ZM188 213V214H187ZM193 213H194V211H193ZM236 213V212H235ZM16 214V213H15ZM102 214V213H101ZM136 214V213H135ZM157 214H158V212H157ZM11 215V214H10ZM65 216L66 217V222H65V224L62 226V230H61V233H60V235L58 236V237H56L55 239V241L57 242V243H60V247L56 250V251H51V249L46 253V254H38V253H36L37 251H36V248H37V245H38V242L36 241L37 239H35L32 235H37V236H39L41 239H42V242L43 243H50V240L51 239H54V238H52V236H51V238L49 239L48 238V234L47 233H50L49 231H48V229L50 228V226H52L53 224H55V222L57 221L56 220V218L57 217H60V216ZM108 215V217H106ZM161 215H160V217H161ZM193 215V216H194ZM247 215V214H246ZM14 216V215H13ZM16 216V215H15ZM14 216V217H15ZM19 216V215H18ZM154 216V215H153ZM156 216V215H155ZM154 216V218H156V220H159V219H157V217H155ZM112 217H113V215H112ZM159 217V216H158ZM171 217H173V216H171ZM6 218H10V216L9 217H7L6 216ZM110 218H111V216H110ZM144 218V219H143ZM154 218H152V220L154 219ZM162 218H164V217H162ZM10 219H12V218H10ZM58 219V218H57ZM102 219V218H101ZM113 219V218H112ZM111 219V220H112ZM115 219H116V216H115ZM143 219V220H142ZM161 219V218H160ZM171 219V218H170ZM80 220V221H81ZM103 220H104V218H103ZM110 220V221H111ZM155 219H154V221H156ZM174 220H172V221H174ZM177 220V221H176ZM21 221H20V223H21ZM105 222H107L106 221V219L104 220ZM114 221V220H113ZM116 221V220H115ZM119 221V220H118ZM154 221H152V222H154ZM164 219H163V221L162 220H160L159 222L160 223H158L157 221L155 222L156 224L158 223V225L159 224H161L162 222H163V224H167V222L166 223H164ZM167 221V220H166ZM82 222V221H81ZM109 222V221H108ZM146 222H147V220H146ZM148 222H150L151 223V221L149 220ZM170 222H171V220H170ZM191 222V224L193 223L192 221H190ZM16 224H17V222H15ZM14 223V224H15ZM19 223V222H18ZM19 223V224H20ZM114 222H112V224H113ZM116 223V222H115ZM115 223L113 224V226L115 225ZM174 223V222H173ZM121 224H118L119 226L121 225ZM162 224V225H163ZM24 225H26L25 226V228H24ZM57 225V224H56ZM62 225V224H61ZM162 225H159V226H162ZM193 225H194V223H193ZM193 225H191L192 227H193ZM1 227H2V225H0ZM6 225H4L3 227H5ZM17 226V225H16ZM107 225H105V226H103V227H106ZM20 227V226H19ZM49 227V228H48ZM102 227V226H101ZM108 227V226H107ZM116 227V226H115ZM106 229V228H105ZM119 229V228H118ZM1 230H2V228H1ZM19 230L17 231V232H19ZM59 231H60V227H59ZM107 231V230H106ZM163 233H162V232ZM178 231V232H179ZM84 232V231H83ZM86 232V231H85ZM105 232V231H104ZM1 234V233H0ZM28 234H31V237L30 236H28ZM108 234V235H107ZM19 235H20V233H19ZM84 235H85V233H84ZM87 235V236H88ZM105 235V236H104ZM114 235V236H113ZM126 235H125V237H126ZM130 235H127V236H130ZM50 236V235H49ZM87 236H85V238L87 237ZM108 236V237H107ZM110 236V237H109ZM122 236V237H121ZM17 238V239H18ZM119 238V237H118ZM119 238V239H120ZM127 238H129V237H127ZM129 239V240H130ZM136 239V238H135ZM139 239H140V237H139ZM143 239V238H142ZM88 240H86V241H88ZM116 240H118V239H116ZM115 240V241H116ZM132 240V239H131ZM130 240V241H131ZM137 240V239H136ZM154 240V241H155ZM121 239L119 240V243H121V244H126L127 243V241H125V238H124V243H123V240L121 241ZM139 241V240H138ZM126 242V243H125ZM134 241H132V243H133ZM117 244H118V242H116ZM115 243V244H116ZM132 243L131 244H127V245H132ZM139 243V242H138ZM92 244V243H91ZM94 244V245H95ZM115 244L113 243L112 245L113 246H115ZM142 244V243H141ZM7 245V244H6ZM10 245V244H9ZM89 245V244H88ZM96 245V246H97ZM119 245V244H118ZM161 245H158V246H161ZM197 245V244H196ZM52 246V245H51ZM57 246H59L58 244H57ZM111 246V245H110ZM110 246H109V248H110ZM117 246V245H116ZM120 246H124V245H120ZM120 246H117V247H120ZM132 246H134V245H132ZM147 246V245H146ZM157 246V247H158ZM183 246V245H182ZM90 247V246H89ZM91 247H92V245H91ZM91 247H90V250H92V249H95V248H92L91 249ZM98 247V246H97ZM112 247V246H111ZM135 248H136V246H134ZM140 247H141V245H140ZM156 247V246H155ZM156 247V248H157ZM198 248V246H195V248ZM40 248V247H39ZM108 248V247H107ZM108 248V249H109ZM114 248V247H113ZM122 248V247H121ZM126 248V247H125ZM124 248V249H125ZM138 248H139V245H138ZM137 248V249H138ZM160 248V247H159ZM158 248V249H159ZM176 248V247H175ZM179 248V247H178ZM193 248V247H192ZM38 249V248H37ZM87 249V248H86ZM89 249V248H88ZM104 249V248H103ZM103 249H101V250H103ZM106 249V248H105ZM111 249V248H110ZM107 250L108 252L110 251L111 252V250ZM116 249V248H115ZM131 249H134V248H131ZM140 249H142L143 250V248H140ZM162 249V248H161ZM160 249V250H161ZM167 249V250H168ZM181 249V248H180ZM185 249V248H184ZM89 250V251H90ZM96 250V249H95ZM101 250H100V255H99V257L102 259V257L104 256V255H102V257H101ZM119 250V249H118ZM121 250V249H120ZM123 250V249H122ZM126 250H127V248H126ZM130 250V249H129ZM141 250V251H142ZM145 250H149V249H145ZM159 250V251H160ZM164 250V249H163ZM166 250V251H167ZM172 250V251H171ZM178 249H176L174 252H176ZM188 250V249H187ZM192 250V249H191ZM190 250V251H191ZM195 252H196V249H193ZM192 250V252H194ZM36 251V252H35ZM85 251V250H84ZM117 251V250H116ZM136 251V250H135ZM140 251V252H141ZM150 251H151V249H150ZM157 251V250H156ZM159 251H158V253H159ZM186 252V250H182L181 252ZM86 252H88V251H86ZM91 252V254H92V251H90ZM113 252H114V250H113ZM112 252V253H113ZM122 252V251H121ZM120 252V253H121ZM144 252V251H143ZM149 252V251H148ZM162 252V251H161ZM169 252H166L167 253V255L165 254V256L163 255L162 257H161V255L160 256H158V255H156L158 258L159 257H161L160 259H153V260H150L151 258H152V254H153V252L151 253V257H150V255H149V253H146V251L144 252V253H146L145 255H149V256H145L144 254H142V255H144L145 257H149V260L150 261H148V258H147V260L145 259V257L144 256H142V257H144L143 259L141 258V257H138V258H141L142 260H144L143 262H145V264H148V262H151L152 263V261H154V263L156 262V261H158L159 260V264H176L178 261H180V257L182 256V255H180V256H178L179 257V259H178V257H177V259H178V261L177 260H172V257H171V255L172 254H170ZM184 252V253H185ZM198 252V251H197ZM81 255H80V254ZM93 253H95L94 251H93ZM118 253V252H117ZM117 253H113V256H115L116 258H118L117 256L118 255H114V254H117ZM130 253V252H129ZM132 253H134V252H132ZM136 253L137 252H135V254L134 255H136ZM173 253V252H172ZM187 253H189V256H190V252H188L187 251ZM90 254V253H89ZM88 254V255H89ZM89 255V257L90 256H92V257H94L95 258V256L94 255ZM98 254V253H97ZM104 254V253H103ZM106 254H107V252H106ZM105 254V255H106ZM109 254V253H108ZM107 254V255H108ZM111 254V253H110ZM119 254V253H118ZM122 254V253H121ZM138 254V253H137ZM179 254V253H178ZM186 254V253H185ZM184 254V255H185ZM96 255V254H95ZM169 255H170V257H169ZM176 255V254H175ZM192 256L193 255H197L196 253H193V254H191ZM199 256L201 255V254H198ZM219 255H221V254H219ZM96 256H98V255H96ZM112 256V258H115V257H113ZM121 256H130V258H131V255H129V254H126L125 253V255L123 254V255H121ZM120 256V257H121ZM139 256V255H138ZM169 258H171V260L173 261V262H171V260L170 259H168V257ZM189 256H187V258H189L188 260H190L192 257H189ZM199 256H194L195 258H199ZM215 256H217V255H215ZM109 257V256H108ZM133 257V256H132ZM153 257H155V256H153ZM164 257V258H163ZM221 257H222V255H221ZM103 258H106V257H103ZM110 259H111V257H109ZM127 258H129V257H127ZM183 256H182V260L181 261H183ZM186 258V257H185ZM200 258H201V256H200ZM96 259V258H95ZM95 259L93 260L92 259V261L93 262H96L95 261ZM100 259V260H101ZM108 259V258H107ZM124 259H126V258H124ZM133 259V260H132ZM132 259H126V260H131L130 262H132V261H134V263L132 262V264H135L136 263V261L134 260V258H132ZM174 259V258H173ZM98 262H97V264L99 263V258L98 259H96ZM105 260L106 259H103V261L101 260V262H105ZM139 261H140V259H138ZM141 260V261H142ZM156 260V261H155ZM167 260H169V261H167ZM187 260V262H189ZM193 260H194V258H193ZM198 261H196V259H195V262H200V260L201 259H197ZM91 261V258H90V262H92ZM112 261V260H111ZM176 261V262H175ZM184 261H185V259H184ZM202 261V260H201ZM92 262V263H93ZM113 262V261H112ZM111 262V264H113ZM129 262V261H128ZM138 262V261H137ZM143 262H142V264H143ZM162 262V263H161ZM164 262V263H163ZM165 262H167V263H165ZM214 262H215V260H214ZM72 263H69V264H72ZM85 264V262L84 261H82V264ZM107 263H109V260H108V262ZM115 263V262H114ZM180 262H178L177 264H179ZM60 264V263H59ZM103 264V263H102ZM106 264V263H105ZM127 264H131V263H127ZM138 264H140V262L138 263ZM197 264V263H196ZM207 264V263H206ZM208 264H209V262H208ZM210 264H211V262H210ZM213 264V263H212Z\"/></svg>",
  "mask_w": 264,
  "mask_h": 264
}]
</instances>
